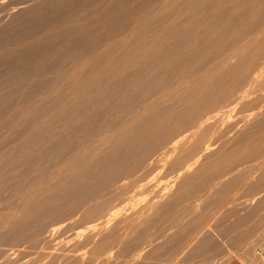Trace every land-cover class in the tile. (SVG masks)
<instances>
[{"label": "rangeland", "instance_id": "374dc122", "mask_svg": "<svg viewBox=\"0 0 264 264\" xmlns=\"http://www.w3.org/2000/svg\"><path fill=\"white\" fill-rule=\"evenodd\" d=\"M37 1H39V0H25V1L24 0H0V34L3 33L5 28H7L8 31L11 30L13 28V26H11L12 24L13 25L15 24L14 27L19 25L18 23L16 25V22H19L21 18L25 19L24 14H25V16L31 17V19L33 16L36 19L38 16L43 15L42 14L43 12H46L44 14V16H46L48 14V11H49L48 8L50 7L49 5H51V2L49 0H40L39 2H37ZM54 1L55 0H52V2H54ZM94 1H91V3H89L88 5H85V6H82V4H81V7L79 8V10L77 9L78 11L77 12L75 11L76 13H73L72 16H70V17H67V18L65 17V19L62 21L63 24L61 21H59L60 23L59 22L54 23V24L58 25L57 27H59V24H60L59 28H57L56 25H54L53 30L48 29V31H46V32L53 31V33L59 32L61 34L60 30L65 31L66 30L65 28H67L69 30L71 27V29H70L71 32L66 30L63 33L65 35L62 34L59 36V37H61L60 39H62V38L64 39L63 40L64 41L63 46L70 48L72 46L71 45L72 39L75 40V38H79V37H75V36H78L80 33H83L84 31H86L88 33V30L89 31L90 30H92V31L98 30L99 31L100 29H102L101 31H103V34L106 31L107 32L111 31L110 29L109 30L106 29V31H104L106 24H104V26L101 24L103 22L107 21V17H109V16L106 15V13L108 12L109 8L111 7V4H113V2H114L113 5H116V2L117 1L119 2L120 0H117V1L116 0H100V1L97 0V2H94ZM127 1L130 4L128 2H126L128 4V6L126 4H124L125 6L122 7V10H124L125 12L126 11L130 12L131 8H132V10L134 9V11H136V12L139 9H141V10L144 9L143 10L144 12L141 10H140L141 11L140 13L137 12V16H138V17H136L137 20H136V18L133 19V23H130V24L139 26L142 23L141 27L143 30H144L143 27H145V26H146L145 29L148 28L149 26L153 27V28H151V27L148 28V29L151 28L150 29L151 32L147 31L148 33L142 34L143 35L141 37L142 39L141 38L139 39V41L141 40L140 42L132 43L131 39H129L130 38L129 35H131V34L128 35V34H126L127 32L124 33V31L123 32L120 31V33L117 32V34H116L117 37L113 34L110 35L109 33L106 32L105 34L108 35V37L112 36L110 41H109L110 45H107V46H111L112 48L107 47L106 45H105V47H102V45L104 44L103 40H105V39L103 38L101 40L100 36L104 37V35H100L99 37L96 35L100 39H97L96 36H95L96 38L95 37L91 38L93 40V41L91 40L93 42V44L94 43L96 44V45L94 44L95 45L94 50H96L94 54H96V52H97L96 55H94V56L92 55V58H91V56L86 55L85 52H84V54L82 53L83 55L81 53L80 54L78 53L76 56L74 55L75 53H73V55H71V58L70 57L67 58L66 62H64L58 70H55L54 68H52L54 70L48 69V71H51L54 74H52L51 72L48 73L47 70L38 71L41 74L37 73V71H35V72L31 71V73L29 74V77H27L28 75L26 76V78H28L29 82L26 81L27 80L26 78H23L22 80H19L18 82H14V81L10 82V81H8L7 77H3L0 79V83L2 84V87L0 88V264H60V263L61 264H263L261 262V259L259 258V256L262 254V252H264V161H263V157H262V156H264V149H263L264 144L262 145V148H258L256 150L257 152H253V150H252L256 146L253 143L250 144L251 146L248 144L243 146L242 145L243 143L241 141V144L239 143V148H238V146H236V144H238L239 140H244L245 138H247L246 139L247 141L255 140V139H257V141L259 139H260L259 141L264 140V127H262V125L264 126V122H263V120H264L263 119L264 118V113H263L264 112V108H263L264 107V91H262V90H264V78H263L264 77V75H263L264 74V70H263L264 65H262L264 63V60H262V59H264V58H262L260 56V55L264 56L263 54H260L261 48L263 47L264 42H263V44H260V46H259V43L262 42V39L264 37V31H262V29H264V2H263L264 0H233V2L235 4L234 3L232 4V0L231 1L230 0H228V1L227 0H154L152 2H151V0H149V1L148 0H142L144 2V4L141 0H139V2H138V0H133L134 1L133 5L131 3L132 0H127ZM145 1H147L146 3L148 5H145L146 4ZM135 2H137L139 4L142 2L140 4L142 6V8H140L141 6H139V4H137ZM33 3L36 5L34 6ZM40 3H41V5H40ZM150 3H154V4L150 5ZM155 4H156V8L154 7ZM30 5L32 8L30 7ZM130 5H131V7H130ZM134 5H136V6L138 5V7H136ZM41 6H43V7H41ZM151 6H153V7H151ZM235 6H236V8H235ZM44 7H45L44 10H46V11L43 10ZM242 7H243V9L246 8L248 10V12L245 11L246 9L244 10L247 14L244 13ZM148 8L152 9L151 12H150V9H148ZM161 8H162V10H161ZM24 9H27V11ZM146 9L151 14H153V13L154 14L153 15L149 14V12ZM223 9H225V10H223ZM41 10L43 12H41ZM102 10H104V12L107 10V12L103 13ZM222 10L224 11V13H222L223 12ZM17 11H20L21 13L20 12L17 13ZM32 11H34V13H32L31 16H30V14H27V12L31 13ZM146 12H148L150 17L152 16V18L148 17L149 15ZM19 13H20V15L21 14L22 15L20 16ZM102 13L104 14V16ZM141 13L143 14L142 16L139 15ZM230 13H232L234 16H236V18H237V16L241 15L242 21H241V18H239V17L237 19L238 21L237 20L234 21V19H232V18H235V17L231 16L232 14H230ZM240 13H243V14H240ZM37 14H38V16H36ZM100 14H102V16L106 18V20L103 19V17L101 19ZM16 15H19V16L16 18L15 17ZM253 15H254V17H253ZM139 16H141L140 19H139ZM228 16L232 17L230 19H232L231 22H233V23L228 22V21H230ZM97 17H99L101 19V21L102 20L103 21L101 22L100 19H98ZM143 17H146L147 19L146 18L143 19ZM160 17H163V18H160ZM18 18H19V21H18ZM26 18H28V17H26ZM90 18H92V19H90ZM148 18H149V20H148ZM14 19H16V20H14ZM140 20H142V21L140 22ZM243 20L246 21L245 24L247 22H249V24H247V29L249 31L246 29L249 33L244 31L245 29L244 30L242 29L244 32L242 30H238V34H239L238 35V34H236V32H237L236 28L237 27L244 28L243 27L244 25H242L244 23ZM21 21H22V19H21ZM98 21H99V23H101L100 25L98 24L99 26H101V28L96 24H92L93 22L98 23ZM150 21H151V24H150ZM226 21H227V23H226ZM139 22H140V24H139ZM148 22L150 25L148 24ZM153 22H154V24H153ZM209 22H211L212 24H210ZM239 22H241L242 24L241 23L239 24ZM255 22H256L257 26L255 25ZM143 23H145V26ZM196 23H198V24H196ZM213 23L216 26L213 25ZM219 23L220 24L226 23V25L224 27L228 26L229 30H227L226 28H225L226 30L224 28H222L223 26L220 25ZM228 23L230 24V26ZM259 23L262 26L261 28H258ZM87 24L96 25V26H89V25L86 26ZM130 24H128V26H130ZM200 24H202V26H204V27H202ZM253 24L255 25V28H254ZM191 25L194 28H192ZM195 25L198 26L199 28L196 27ZM8 26H9V28H8ZM76 26H78V28H76ZM182 26H183V28H185L187 30H184L182 28ZM235 26H236V28H235ZM55 27H56V29H55ZM79 27H80V30H78ZM96 27L99 29H97ZM103 27H104V29H103ZM141 27H138V28H141ZM174 27H176V28L173 29ZM218 27H220V29ZM178 28L181 30H179ZM232 28L236 29V30L234 29L235 32L232 30ZM245 28H246V26H245ZM7 29H5L4 33L7 32ZM83 29H84V31L81 32ZM57 30H59V31H57ZM77 30L80 32H78ZM191 30H193V32H190ZM250 30H252L251 34H250ZM255 30H257V31H255ZM128 31H130V29ZM186 31H189V33L191 35H189ZM215 31L216 32L218 31L219 33L218 32L214 33ZM222 31H224V32H222ZM231 31H233V33L236 34V36L238 35V37H235ZM254 31H255V33H258V34H256V35L253 34ZM69 32H70V34H68ZM73 32L74 33L76 32L75 33L76 35L74 34V36H73ZM111 32L114 33L115 31L112 30ZM196 32H197V34H199V36L201 38L203 36L205 38V40L210 37V39H212V41L210 40L212 43L211 42L209 43L208 42L209 40L202 42L204 38H202V41H201V38L199 39V41H196V39L190 37L192 35L194 36V34H196ZM212 32H213V34H212ZM229 32H230V34L232 33L233 36L230 37ZM242 32L243 33L246 32V33L243 34ZM174 33H175V35H174ZM176 33H180L181 35L183 34L182 37H180L177 34L180 38H183L184 34L185 35L188 34L189 37L193 39V40H191V42H193V43L191 45H189L190 41L188 39V35H186L187 36L186 38L188 40L186 38L185 39L189 43L187 41H185L186 43H184L183 45L181 44V46H180V48H183L184 50L183 49L182 50L176 49V52H173V55H171V52H170L169 54H167L168 56L169 55L170 56L168 57L166 55L167 56V58H166V56H164L165 55L164 53L168 52L170 49L168 47H167L168 48L167 49L165 45L166 44L168 45V43H170V39L173 37V35H174V38L177 37ZM223 33L224 34L226 33L227 35H229V37L226 38V34L224 35ZM44 34L45 33H42L39 31L37 36L40 39H38V38L37 39H38V41L43 39L44 40L43 44H46L47 41L49 40V38H47V34H45V36H43ZM66 34H68V36ZM121 34H124V36ZM125 34L128 36V39L126 38L127 36ZM216 34L217 35L220 34V36H221L220 40L221 41H224V40L227 41L225 44H222L225 47L222 45H219V43H221L219 41L220 36L218 37ZM221 34H223V35H221ZM81 35H83V37L85 36L84 34H81ZM81 35H80V37L83 38ZM118 35H120V36H118ZM252 35H254V36H252ZM262 35H263V37H262ZM212 36H216V37H214V40L218 39V43H217V41L216 42L213 41ZM222 36H224V37H222ZM32 37H35V36L32 35ZM114 37H115V39H114ZM122 37L123 38L125 37V38L122 39ZM155 37H157V38H155ZM195 37L198 40L199 37L197 35ZM250 37L253 40L258 39L257 37H260L259 40L261 39V37H262V39H261V42H258L259 40L258 41L256 40L253 43H250V41H253ZM44 38H47L48 40L44 39ZM174 38L171 39L173 42H171L168 45V46H170L172 44V46H170L171 48L175 45ZM228 38H230V41H232V42L234 41L233 38L234 39L238 38L239 39V40L237 39L238 44H239L238 46H241V44H242V46H244L243 45L244 43H247L246 46L251 45V44L255 45V42H256V44L260 47L259 48L260 50H258L257 45H255L256 48L254 45H253V48H252V46L251 47L248 46L250 49L247 48L246 46L238 47V48H241L242 53L244 51L242 48H244V49L247 48L249 50L248 51L246 49L245 50V51H247L246 53H251L252 50H255V52H257V50L260 51V52H257V55L260 54L258 56L260 60L258 58H256L257 56L253 57L254 60L259 61V62L255 63L253 59H251V60H253V62L255 64L261 63V67L257 70V69H255V66H252L251 74H252V72H254L253 75L255 78L254 77L252 78L253 75H249L251 78H248L247 79L248 81L246 80L245 83L243 81V83L241 85H237V83H235V79H237L236 78L237 76H232L234 78V80L232 78V80L229 81V82H232V84L234 83L232 86H235L236 88L240 89V90L236 89L237 91L242 90V93H244V94H243V98H240V99H243V100H240L239 98H237L241 95L240 92H237L235 89L233 90V88H230L231 83L229 84L228 81H226V84L227 83L229 84V85L228 84L227 85L229 86L230 92L228 90V87H224L225 85L224 86L222 85L223 87L220 86L221 89H219L220 87L213 89L212 86H209L208 89H206L207 91L209 90L208 92H211V93H208L206 91L207 95L208 94L211 95V97H210V99L212 98L211 101H213V97L214 98L216 97L215 102L214 101L213 102L216 103V100L218 102V104H212L211 103L210 105H209V103H206L204 105V107H208L207 104L209 105V108L212 107L211 105H214V108L211 109L214 111L218 105V107L216 108L217 112L215 111L214 113H212L211 116L216 114L215 116H213V117H216V118H214V119H216L215 122L217 120L223 121V122H221V126H223V128L221 127V129H220V127L218 125V128H219V130H218L216 128L217 127V125H216L215 130H214V131H216V132H214L215 134H217V131H218V133H221V134H219L221 137L220 136L217 137L218 134L213 135V136L211 135L212 138L214 136H216L215 138L212 139L211 137H209L210 134H207V135L205 134V132L203 131L204 128H202L203 130L200 129L204 133L203 132L200 133V130H197L196 131L197 135H194L193 138L191 137V138H188V140H186L188 142L190 141L189 144L192 145L193 147L192 146L190 147V145H188V144L185 145L186 144V141H185V143H183V145H180L178 147L179 151L177 150L178 148L176 149L178 152L175 150L176 153H179V155L174 153L175 151L174 152L172 151V153L171 154L169 153L168 156L165 154L166 155L165 161H163L164 159L163 160L161 159V154H162L161 152H164L165 151L164 149L167 148L169 138L166 139V140H168L167 142H166V140H164V142H165L164 144H162L163 141L158 142L161 144H157V142L155 143L154 141H152L153 143H151V144H150V142L147 143L148 144L147 148H149L150 152H148V149L145 147V146H147V144L144 143V144H142V146L141 145L136 146L134 149L135 152L133 150H131L130 151L131 153L130 152L128 153L130 155L127 154L128 155L127 159H126L127 156L125 155L126 152H118L120 154V156L118 154H116V156H115L116 158L121 157V159L124 161V163H123V161H121L122 162V163H120L121 166L116 165L118 167L117 168L118 173H116L117 172V171H115L116 169L114 170L112 168H104L105 169L104 170L102 163L105 161V159H107L109 157L110 152H111L110 150H112L111 146H112V148L117 147L116 145H119V144H115V143L116 142L120 143L121 142L120 139L122 137L124 139H121V140H126L127 137L128 138H134L137 135L136 133H139V132H137V130L139 129L141 131V129H142V128L140 129L139 125H138L139 127L136 125L138 124L140 119L141 120L143 119L144 113H145L144 115H146L147 118L150 116L152 118L156 117L157 114L159 117V116H162L163 114H166L165 110H166V112L170 111L173 108H176L177 105H179V102L177 100L178 98L173 97L174 95H176L178 93V89L180 88V87L176 88L178 86V83L182 85V87L179 89L180 91L182 88L190 90L189 86L192 87L193 89L194 88L196 89V86H198L200 83L199 82L200 73H203V70L205 71L206 69L214 68L215 67L214 65H216L215 61H216V63L218 61H220L221 62L220 64H222V67H223L221 69V71L218 70L219 72L218 71L216 72V75H218V76H224V74H226L225 71L228 70L227 67L230 66L232 68L234 66V64L237 62L236 60L240 57V55L242 53H241V51L239 52V49H238V51L236 50L237 47H235V46H237V45H235V44L237 41L235 40L234 43H232V42L230 43V42H228L229 40H227ZM231 38H232V40H231ZM35 39H33V38L31 39V36H30V39H29L30 41H28V42H32V40H35ZM94 39H95V41H94ZM177 39H178V37H177ZM241 39L242 40L244 39L245 41L246 40H249V41H246V42L240 41ZM96 40H97V42H96ZM100 40L103 42H101ZM175 40H176V38H175ZM12 41L10 42L8 40V41L3 42L1 46L4 48H2V49L0 46V61H2L1 59L4 60L7 57H9V54H11V52H10L11 49H13V50L15 49L14 47H16L15 45L17 43L14 44ZM41 41L39 43H41ZM49 41L51 42V40H49ZM107 41H108V39H107ZM129 41H131V42L128 43ZM239 41L244 42V43H240ZM176 42H177V40H176ZM206 42L208 44H206ZM6 43H7V45H9L11 43H13L14 45L12 44V47H10L11 45L7 46V45H5ZM36 43H38V42H36ZM178 44L179 43H177V45ZM197 44H199V46ZM209 44H210V46H209ZM213 44L214 45L218 44L219 46L216 47ZM232 44H234L235 46ZM3 45H5V46H3ZM98 45L101 47H97ZM117 45H118V47H117ZM120 45H122L123 48H122V46L120 47ZM211 45H212V47H211ZM196 46H197V48H196L195 53H196L197 57L199 58V60H196L197 57L194 56L195 53L193 52L195 50L193 48H195ZM208 46H209V48H207ZM221 46L224 49L223 48L221 49ZM233 46L235 47L234 51H233V48H231ZM159 47H161V48H159ZM213 47H215L216 52H214ZM219 47L222 51L221 52L219 50L221 52V54H219L220 52L217 51L218 49H216ZM98 48H100V51L98 50ZM102 48H105V50H109V51L103 52V53L108 52L106 54V56L104 54L105 57L103 56V53H99V52H101ZM122 49H124V50L122 51ZM164 49H165V52L163 51ZM189 49H192L191 52H192L193 56H192V58L189 57V59H188L189 62H188L187 59H185L186 57L184 56V54L186 52L188 53ZM197 49H200V50H198L199 52H197ZM229 49L230 50L232 49L231 53L228 51ZM210 50L215 55L214 57L219 55V57L221 58V56H222V57H224L225 61L222 62L223 59L222 58L220 59L219 57H216L219 59L218 61L216 60V58L214 61L213 60L214 57L212 56L213 54H210V52H209ZM224 50H226L225 52L228 54H232L233 52L236 53V51H237V55H233V54H232L233 56L230 55V57L232 56L233 59L230 60V58H229V60H228L227 58L229 57V55L226 54L224 52ZM7 51L10 53H8ZM160 51L161 52L163 51V53L159 54L158 52H160ZM200 51L204 53V55L206 56V57L204 56L205 58L202 57L203 54L199 55ZM263 51H264V49H263ZM156 52H157V54H156ZM191 52L189 51V53H191ZM223 52H224V54L222 55ZM5 53L7 54V57L5 56ZM261 53H264V52H261ZM124 54H126V55H124ZM154 54L157 58L162 57V60L159 58L158 59L160 62L162 61L165 65L162 62H161L162 64L159 63L158 60L153 61V59H157L155 56H153ZM175 54L177 56H175ZM3 55L5 56V58H3L4 57ZM78 55H80V57H78ZM81 55H82V57L85 55V58L87 57V59H89L90 62L87 59H82ZM98 55L102 56L103 58H100V56L97 57ZM151 55H152V57H151ZM185 55H187V54H185ZM72 56H74V62H73L75 64L74 66L72 65L73 64L72 63V61H73ZM208 56H210V57H208ZM225 56L227 58H225ZM235 56H236V58H234ZM75 57H78L77 59H78L79 63L77 62V64L75 63L76 62ZM93 57L98 58V59H102V60L99 61L97 59L98 60L97 61V60L93 59ZM153 57H155V58H153ZM175 57H177V58L175 59ZM211 57H213V58L211 59ZM105 58H106V60H105ZM182 58H184V59H182ZM92 59L94 61L91 62ZM179 59H181L180 62H179ZM192 59L195 60L194 63H193ZM207 59L208 60L210 59L212 61L207 62ZM80 60H81V62L83 61L82 64H80L81 63ZM103 60H105L106 62L105 61L103 62ZM182 60H185V63ZM84 61L92 63V64H94V66H92V64L90 65L89 63H88L89 66L87 63H85L86 65H84L83 64ZM141 61H142V63H141ZM145 61H146V63H145ZM169 61L170 62L172 61L174 63L173 64L171 62L173 64V66H171L172 64L171 65L168 64ZM203 61H204V64H203ZM213 61H214V64H212V65L214 67L211 66V63ZM93 62H95V63H93ZM101 62H103L105 64L101 65ZM149 62L152 66L149 64ZM205 62L209 63V66L211 68L209 66H208L209 68L208 67L204 68V66L208 65V64L205 65ZM118 63H120V64H118ZM177 63H179V67L176 68V66H178ZM180 63H182V67H181ZM188 63H191L190 64L191 69H188V67H189ZM78 64L84 65V66L82 67ZM97 64H98V68H97ZM139 64H140V66H139ZM145 64H146V67H145L146 69H143ZM193 64H197V65L194 66ZM201 64L204 66H202ZM163 65L167 69L166 70L164 68L165 69L164 73L167 76V80L165 78L166 76L163 75L164 74L163 72H162V75L159 73L163 69V67H164ZM174 65H176L175 68H174ZM77 66H80V68ZM95 66H96L97 72H98V76H97L98 79L96 78L94 80H89V78H90L89 76L92 75L94 73L93 71L96 70V69L93 70V68H95ZM106 66H107V68H106ZM113 66L115 67V69ZM169 66L172 68H170ZM196 66H198V67H196ZM69 67H71V68H69ZM81 67H82V69H81ZM183 67L187 68V69L185 68L186 70H184L186 73H188L187 70L192 71V69H193V71H192L193 73L190 72V73H188V75L186 73H183V69H184ZM84 68L87 72L84 70ZM101 68H102V70H101ZM158 68H162V69H158ZM195 68H196V71H195ZM197 68H198V70H197ZM178 69L179 70L181 69L182 71L181 70L180 71L182 73H180V71H178ZM82 70H84V71H82ZM90 70H93V71H90ZM168 70H170V71H168ZM223 70H225V71H223ZM88 71H89V73H88ZM32 72H33V74H32ZM255 72H256V76H255ZM259 72H261L260 75H263V77L259 75ZM35 73L37 75L39 74L37 78H39L40 75L43 76V74H44L43 78L47 79L46 76H48V77L52 76L50 78H51V80H53V75H54L56 79L53 81V83H51V81H50V84L47 85L46 87H44L43 89L40 88L41 90H35L31 94L25 96V95H23L24 94L23 92L30 90L29 87L37 79V78H35L36 76H34ZM90 73H92V74H90ZM140 73H142L143 75H141ZM175 73L177 74V78L178 79L180 78V80H181L180 81V80L176 79L177 84L175 83L176 80L174 79ZM145 74L146 75L154 74L153 78H155V76L157 78L158 75L160 74L161 77L165 76L164 77L165 79L159 77L161 79V80L159 79L161 82L160 81L158 82V80H157L158 78H157L155 81L156 83H155L153 78H152L151 80H153V83L151 84L150 83L151 81L146 82L145 80L147 78H148L147 80H150L149 78H151L152 75L147 76V78L145 76V78H144ZM182 74H184V76ZM190 74L194 77L195 81L196 80L198 81L197 83H194V79H193V81H191V79L193 77L191 78L189 76ZM133 75H135L136 77ZM258 75H259V77H258ZM30 76H34V77H30ZM99 76H101V77L99 78ZM131 76H133L134 79ZM186 76H187V80H186ZM182 77H185V79L183 78V80H182ZM196 77H198V78H196ZM4 78H6V79H4ZM29 78L32 79L31 82H30L31 79H29ZM86 78H87V80H85ZM92 78H93V76H92ZM130 78H132L133 81H131ZM135 78L137 79V83L135 81L137 86L135 84H133ZM229 78L231 79V77H229ZM256 78L258 81V82L256 81L258 86L254 82ZM24 79H26V80H24ZM33 79H35V80H33ZM188 79H190V80H188ZM252 80L256 86H254L251 83ZM143 81H145L146 84L148 83V85H146V84L142 85V83H144ZM183 81H185L187 84L185 82L182 84ZM167 82H171L170 85H171V87L173 85L174 90L171 87H169V83L167 84ZM27 83L30 86H28ZM118 83H119V85H122L125 88L127 86L128 89L127 88L126 89L128 90V92L131 89V91H130L132 94V95H130L131 97L129 96L130 92L128 94L126 89L123 88L124 89L123 90L124 92H123L122 89H120V86H117L118 88H116V85ZM126 83H128V85H130V86H128ZM163 83H164V85H163ZM248 83L249 84L251 83L253 85L252 88L258 87L257 88L258 90L256 88L255 89L250 88L251 86L248 85ZM261 83H262V85H260ZM1 84H0V86H1ZM82 84H83V86H82ZM89 84H90V86H89ZM184 84L189 85V86H186L184 88L183 87V86H185ZM141 85L143 88L141 87ZM181 85H179V86H181ZM162 86H163V88H162ZM60 87H61V89H60ZM45 88H46V90H45ZM133 88H134V90H133ZM167 88H169V89L171 88L173 90V92H172L173 98L171 97V92H168L169 90ZM192 88H191V90H193ZM1 89H3V90L1 91ZM217 89H219L221 91H219ZM222 89H224V90H222ZM250 89H252V90H250ZM73 90H74V92H73ZM136 90H138V92ZM215 90H217V92L218 93L220 92L221 94L220 93L218 94L217 92H215ZM254 90H256L257 92L255 93ZM12 91L15 93L13 96H12L13 93H11L10 94L12 96L11 97L8 94V92H12ZM53 91H54V95H53ZM222 91H223V93H222ZM225 91L229 96H226V93H224ZM56 92L59 94L56 95L55 94ZM124 93H126V95ZM237 93H238V95H237ZM78 94H79V96H78ZM122 94L125 95V96H123L124 98L125 97L131 98L130 101L127 98L126 107L128 105H131V106H128L127 108L125 106L124 107L122 106V105H125V103H126L125 102L126 98L124 100L123 99L121 100ZM231 94H234V96L236 94L237 97H233V95L230 97ZM252 94L255 97H257V95L261 96L262 97L261 98L262 100L260 99L261 102H260V100H258V102H259L258 103L256 101V99L253 101V98H252L253 95ZM5 95H7L8 98ZM55 95L57 97H55ZM59 95H60V97L58 98ZM73 95H76V96H73ZM167 95H168V97H166ZM248 95L252 99L248 98L247 97ZM72 96L75 98H73ZM217 97H219L220 100L217 99ZM56 98L58 101H56ZM174 98H176V99H174ZM232 98H234V99H232ZM221 99H222V102L224 100L225 103H221ZM229 99H232V100H229ZM238 99L240 100V102ZM246 99L248 100V102L252 100L254 102V106H256L257 108L262 107V109L258 108L259 110L263 111L262 114L260 113L261 111H259L257 108H254L252 101L249 102V104L247 105L248 102L246 101ZM17 100H18V103H16ZM233 100H234V102H233ZM123 101L125 103H123ZM199 101L200 100L196 101L197 103L194 102V103H196V105H194L193 103H191V104L189 103L190 105L186 104V103H180V104H182V105L185 104V106H186L185 109H187V111H193L192 107L196 106V107H194V111H196L195 109L198 107V105H199V107L201 105V104H199L200 102L202 104L205 103L204 101H200V102ZM236 101H238L239 104L235 103ZM244 101H246V104L243 103ZM74 102H75V104H74ZM81 102H82V104H81ZM88 102H89V104H88ZM226 102H227V104H226ZM228 102H229V104H228ZM48 104H50V106ZM155 104L157 107L154 106V108H153L151 105H155ZM159 104H160V106H159ZM223 104L227 106V107L225 106L227 109L229 106L228 111L226 108H224V109H226V111H224V109L222 108V107H224ZM250 104H252V105L250 106ZM258 104H260V106H258ZM34 105H35V107H34ZM165 105L168 106L169 108L172 105L173 108L169 109ZM192 105H194V106H192ZM90 106H91V108H90ZM132 106H134V108ZM137 106H141V107L138 108ZM190 106H191V108H189ZM50 107L51 108L53 107V108L50 109ZM118 107L119 108L121 107L122 109L121 108L118 109ZM131 107H132V109H135V107H136L137 111H139V109L142 107L143 108L147 107L146 108L147 110L144 109V112L140 110L143 113V114L142 113L140 114V111L135 112V110H136L135 109L134 111L132 110V114H131ZM159 107H162V110ZM164 107H166V109ZM88 108H90L91 111ZM155 108L156 109L159 108L160 110L158 111V109H157L158 113L156 112L157 114L155 113V115H153L152 112H155L154 111ZM163 108L165 110H163ZM209 108L207 110L204 108V110H206L205 111L206 116L209 115V113L211 114V112H212L211 110H209ZM218 108H219V110H221L220 111L221 115L219 114L220 118L217 115L218 114ZM246 108L250 111H248ZM86 109L90 112V115L93 114L91 116H92V119L94 117L95 121L97 120L96 118H98V117L100 119H98L97 122L102 119L100 123L98 122L100 125H98V123H92L91 122L90 126H89L88 122L91 119L90 118L91 116L89 115V112ZM150 109H152V110H150ZM50 110H51V112H50ZM127 110L130 111V114L132 116L129 115V113H128L129 111H127ZM222 110L224 112H222ZM93 111H95V112H93ZM145 111L149 112L148 113L149 116H148L147 112H145ZM160 111H164V113L160 112ZM256 111H259V112H257L258 114L256 113ZM66 112H67V114H66ZM81 112H82V114H81ZM133 112L135 113L134 115H133ZM31 113H33V114H31ZM137 113H139L141 116L138 114V117H137ZM85 115H88V116L86 117ZM100 115H102V118ZM217 116L220 120L217 118ZM221 116L222 117L224 116V117L221 119ZM131 117L133 120L135 119L136 121L139 117H140V119H138V121L136 122L137 124H135V122H134V125H133L132 124L133 121H131ZM85 119H86V121H85ZM190 121H192V122L191 123L188 122V123H190L191 126L195 125L194 120L191 119ZM213 121L214 120H212V122H210V124L213 123ZM218 121H217V124L220 123V122L218 123ZM262 122H263V124H261ZM101 123H106V124H104L105 126H103L104 128L103 127L101 128V126L103 125V124L101 125ZM192 123H193V125H192ZM86 124L88 126H86ZM93 124H95V125L97 124L98 127H97V125L95 127ZM124 124H125V126H126V124L127 125L130 124L131 128L137 127V128H135L136 131L134 132V130H135L134 128L132 131V129H130V127L129 128H128V126L125 127ZM190 124L189 125L186 124L187 126L185 125L183 127L184 130H182V129L176 130L175 134L176 135L181 134V133L188 134V133L193 132V130L197 129L195 126H193L192 128H194V127L195 128L191 129V130L189 129V131H188V128H191ZM82 125L84 128L82 127ZM225 125L227 127H225ZM79 126L81 129L80 128L77 129V127H79ZM92 127L97 128L98 129V130L96 129L97 132L96 131L92 132L95 130V129L93 130ZM206 127H205V129H206ZM224 127L226 129L228 128V130H226ZM126 128H128V129H126ZM186 128H187V130L185 131ZM259 128H260V130H259ZM125 129L127 130L126 132L124 131ZM72 130H74V131H72ZM81 130H82V132H80ZM120 130L122 132H125L126 134L122 133ZM129 130H131V131H129ZM180 130H181V132H180ZM225 130L227 132H225L226 135L223 134L224 135L223 136L222 133H224L223 131H225ZM229 130L232 132H230ZM233 130H234V132H233ZM114 131H115V133H114ZM119 131H120V134L122 133L123 135L121 134V136H120L118 133ZM128 131L131 132L132 136L130 133L127 134ZM239 132H241V133H239ZM89 133L90 134L91 133L92 134L98 133V134L95 135V136H97V137H95L94 134L92 136V134L90 135ZM202 133L206 135V136L204 135L206 137V139H204L205 137L203 138ZM214 133L211 132V134H214ZM255 133H257V134L259 133V134L256 135ZM81 134H82V136H81ZM109 134H110V136H109ZM112 134L115 136L118 135L117 138H115V136H113ZM175 134L173 132L172 135H175ZM194 134H196L195 131H194ZM243 135L245 137L244 139L242 138ZM253 135L256 138L252 139ZM111 136L113 138H115V140H116L114 143L115 145L113 144V142L110 139ZM119 136L121 138H119V140H118ZM207 136L210 138V139H208L209 141H207V138H208ZM250 136H251V138H250ZM32 137H34V138H32ZM101 137H104L103 140ZM194 137H196V138H194ZM200 137H202L205 140V142ZM229 137L233 138L232 142L237 141V143L235 144V143L229 142ZM239 137H241V138H239ZM62 138H64V139H62ZM198 138L200 140H202L203 142L198 140ZM236 138H238V139H236ZM91 139L93 140V142L91 141ZM105 139H106V141H105ZM107 139H108V141L110 139L111 142H108ZM194 139H196L197 141ZM246 140H244L243 142L246 143L247 142ZM113 141H114V139H113ZM191 141L195 144H196V142L199 143L198 145H200V147L198 148V145H196V147H194L195 144H192ZM206 141H207V143H206ZM223 141H225V142L227 141V142L222 143ZM97 142H99V143L101 142V144H99V143L95 144ZM228 142H229V146H228ZM92 143L94 146L91 147ZM102 143L105 144L106 146L104 145V147H103ZM200 143L201 144L204 143V145L202 144V146L204 148L205 147L206 148L205 149L201 148ZM221 143L223 146L221 145ZM156 144L158 145V147ZM207 144L210 146H208ZM225 144H227V145H225ZM98 145H101V147H99ZM161 145H163V146H161ZM220 145L222 147H220ZM253 145H254V147H252ZM96 146H98L99 148H97ZM139 146H141V148ZM153 146L155 148L152 149L151 147H153ZM109 147H110V149H109ZM156 147H157V149H156ZM242 147H243V149H242ZM257 147H259V146H257ZM193 148H195V150H196V148H198L199 152L198 151L195 152V150L190 151ZM200 148L202 149V151L204 150V152L206 151L207 153L201 152ZM219 148H221V149H219ZM139 149H140V151H139ZM186 151H187V154H186ZM230 151L231 152L233 151V152L231 153ZM84 152H86L87 154L89 153L88 155L91 158L89 156H86L87 154L85 155L86 157L84 156L85 158H82L83 155L85 154ZM136 152H138V155H137L138 157L140 155L139 158L136 156V154H137ZM190 152H191V154H190ZM193 152H194V155H198V156H194V155L190 156V155H192ZM200 152H201V154H200ZM219 152H221V154L225 152V155H227V156L229 155V152L231 154H230V156L227 157V156H224V154L223 155L219 154ZM91 153H92V155H91ZM104 153H105V155H104ZM107 153H109V155ZM141 153H144V154L147 153L144 155L145 157L143 159H142L143 154L141 155ZM149 153H150V156L146 157L147 155H149ZM215 153H218L220 156H222V158L218 154H216V155L219 157L212 156V155H215ZM253 153H256V154H254V158H253ZM121 154L123 156L125 155L126 157L123 158V156H121ZM155 154H156V156H155ZM173 154L176 155L175 156L176 159L173 158L174 157ZM243 154L246 155L247 158ZM251 154H252V156H251ZM81 155H82V157H81ZM157 155H158V157H157ZM129 156H131L132 158ZM177 156H179L182 159V163H179L181 161V159L179 157L177 158ZM235 156L238 159L234 161L235 158H233V160H232V157H235ZM243 156L246 159H244ZM191 157L192 158L196 157V158L192 159ZM240 157H242V158H240ZM93 158L97 159L96 161H98L97 163L100 165L99 166L100 169H103L104 171L98 169L99 168L97 166L98 164L95 163L96 161ZM168 158H169V160H168ZM170 158H172V159H170ZM184 158H186V159H184ZM198 158H199V160H198ZM204 158H206V159L208 158L207 160H208L209 164L207 162H203ZM239 158L244 159L245 162H244V160H240ZM77 159H79V160H77ZM81 159H83V160H81ZM121 159H118V160H121ZM128 159H129V162H127ZM130 159H131V161H130ZM138 159L141 163H138L139 162V161H137ZM155 159H156V161H155ZM159 159H161L160 162L154 166V164L156 162H158ZM173 159L176 161L178 160V162L177 163H176V161L174 162ZM219 159H223V160L220 161ZM228 159L230 160V163H226V162H229ZM75 160H76V162H75ZM186 160H188V161H186ZM195 160H197V162ZM207 160H205V161H207ZM72 161L76 164L72 163ZM79 161H80V163H82V165L79 164ZM132 161L133 162L135 161L134 165H133ZM150 161H152V162H150ZM211 161L213 162L214 165H215V163L217 164V162H218V164H217L218 166L217 165L214 166L213 164L211 165ZM223 161H225V162H223ZM240 161H242L243 163L242 162L240 163ZM259 161L262 163H260ZM85 162H87V163H85ZM88 162L90 163L89 165H91V164H93V165L89 166ZM99 162H102V163H99ZM200 162L202 165L200 164ZM83 163H85V166H83L84 165ZM106 163L107 162H105V164L104 163L103 164L108 166V163H111V162H108L107 164ZM149 163H151V165ZM175 163L177 164V166L179 164H181V165H179L178 167L177 166L175 167L174 166ZM205 163H206V165L207 164L208 165L206 166ZM9 164H11V165H9ZM64 164L67 166H64ZM68 164L69 165L74 164L72 166L74 168L75 167L77 168V166H83L84 168L82 169V167H80V168L78 167L79 171L77 172L78 168L73 170L71 165L69 166ZM129 164H131V165H129ZM191 164L194 166L192 167ZM199 164L204 167V170H203L204 172L202 171L204 174H200L202 167L200 168ZM94 165H96L95 166L96 169H95ZM124 165L126 166L125 168H123ZM209 165H211V168ZM68 166L71 168L69 169ZM135 166H138V167H135ZM183 166H184V168H183ZM212 166H213V168H212ZM127 167H129V168L127 169ZM130 167L133 170H130L131 169ZM191 167H192V169H191ZM197 167H199V168H197ZM89 168L91 170H86ZM122 168L124 169L123 171H122ZM177 168H179V169L183 168V170L180 171ZM175 169H177V170H175ZM197 169H198V171H197ZM80 170L82 171L83 174H85V177L88 176V178L84 177V179H81V178H83V176H82L83 174L80 172ZM138 170H139V172H138ZM186 170H189V172ZM110 171L112 172L111 173L112 175H110ZM121 171H122V173H121ZM135 171H136V173H134ZM177 171H180V172H177ZM205 171H208V172L206 173ZM76 172H77V174H76ZM114 172L117 175L114 174ZM124 172H126V173L124 174ZM182 172H183V176H181ZM192 172H193V174H191ZM194 172H195V174H194ZM119 173H120V175H119ZM94 174H96L97 176L100 174L98 177L96 176L97 177L96 179L101 182L100 186L98 184L99 182L97 180H95V177H93ZM136 174H139L140 176H138ZM142 174H143V176H142ZM78 175H79V178H78ZM102 175H104V176H102ZM107 175H108V178H107ZM202 175H204V176L202 177ZM75 177L78 178L79 184L76 183L77 179ZM103 177H105L106 179ZM139 177H141V178H139ZM178 177L181 179H179ZM187 177H189V178L187 179ZM71 178L76 179V180L73 179L74 183H76V184H75V188H74L75 190H73L71 193L72 196L69 195L70 194L69 192L71 190H69V188H68V186H70L71 187L70 189H72V187L74 186V183H73V185L71 183V180H72ZM85 179L88 182L90 181L91 185H89L90 183L89 184L86 183ZM101 179H102V181H101ZM103 179H104V182H103ZM68 180H70V181L68 182ZM83 180H85L84 186L82 185L84 183ZM106 180H107V182H105ZM179 180H181V181H179ZM96 181H97V183H96ZM92 182H93V184H92ZM64 183L67 184V186L66 185L64 186ZM69 183L71 185H68ZM80 183H82V184H80ZM62 184H63V186H62ZM77 184L80 185L81 187H79ZM121 184H122V186H121ZM179 184H181V185H179ZM76 185L78 186V188H81V189H77ZM85 185H87V187H85ZM61 186L63 187V189ZM82 186L87 191V192H85V194L83 193L84 192L83 190H85V189H82ZM66 187L68 188V190L66 189ZM89 187H91L92 190L94 188L95 191L93 190L94 191L93 192L92 190H90ZM95 187L99 191L96 190ZM64 188L69 192H67ZM87 188L90 191H88ZM76 190L81 191V193L79 191H76ZM57 191H58V193L59 192L62 193L63 191H65V192H63L62 194L59 193V195H57L58 194ZM74 191L76 193H79V194L74 193ZM88 192L90 194H88ZM75 194H76V196H75ZM81 194L84 195V197ZM92 194H94V195H92ZM95 194H96V196H95ZM80 195L83 198L80 197ZM90 195L93 196V199L97 200V202L95 200H91L90 197H88V199H87V196H90ZM120 195H121V198H120ZM52 197L54 200L52 199ZM105 197H107L108 200H107V198L105 199ZM59 198L61 199V201L59 200ZM85 198L87 199L86 201H85ZM80 199H83L84 202H83V200H80ZM99 199H102V200L100 201ZM37 200L41 203L37 202ZM44 200H45V204L43 205ZM49 200H52L51 202L54 201V203L51 204V202ZM79 200H80V202H79ZM89 200L93 203V205L94 204H96V205L93 206L92 204H90L91 202ZM98 200L100 201V203L98 202ZM109 200H111V202ZM73 201H75V202H73ZM87 201H88V203L90 202L89 203L90 205L87 203ZM35 202H37L38 204H36ZM46 202H48V203H46ZM94 202H96V203H94ZM102 202H104V205ZM76 203H77V205H76ZM39 204H41V205H39ZM86 204H88V207ZM108 204H109V206H108ZM45 205L47 207H45ZM73 205L74 206L76 205V207H74ZM41 206H43V207H41ZM91 206L94 208H92ZM111 206H113V207L110 209ZM95 207H100V208L96 211ZM88 208L91 212L88 210ZM52 209H53V211H52ZM92 210H93V212H92ZM105 213H107V214H105ZM11 214H12V216H11ZM108 214H109V216H108ZM84 215L85 216L87 215V216L85 217ZM102 216H103V218H102ZM34 217L36 218V220ZM97 217L98 218L100 217L99 220ZM12 218H13V220H12ZM104 218L107 220L106 221L102 220ZM28 219L30 222L28 221ZM88 219L90 220V221H88L90 223H86ZM100 219L102 220V222ZM98 221L101 223H99ZM104 221L106 224L105 223L103 224ZM81 222H82V224H81ZM100 224H102V225L99 226ZM17 225H19V226H17ZM21 225H23L24 227H22ZM95 225L98 226V228L100 227L101 230L93 229L92 227L97 228V227H95ZM91 229L94 231H92ZM93 236H95V237H93ZM102 239H103L104 243H103V241L101 242ZM108 240H109V243H108ZM111 241H113V242H111ZM98 242H101V244L102 243L104 244L103 245V247H104L103 252L101 251L103 247ZM106 243H108V244H106ZM105 244L107 245L106 247H105ZM35 245H36V247H35ZM100 245H101V249H100ZM49 252L51 253V255ZM48 257H49V259H48ZM51 260L53 262H51Z\"/></svg>", "mask_w": 264, "mask_h": 264}, {"label": "bare ground", "instance_id": "6f19581e", "mask_svg": "<svg viewBox=\"0 0 264 264\" xmlns=\"http://www.w3.org/2000/svg\"><path fill=\"white\" fill-rule=\"evenodd\" d=\"M24 1H25V0H24ZM39 1H40V0H39ZM39 1H37V2H39ZM49 1L51 2V5H49V6H50V7L48 8L49 11H48V14H47L46 16H44V14H45L46 12H43L42 10H41V12H43V13H42L43 15L38 16V14H37L36 16H38V17H37L36 19H35V17H34L33 15H32V16H33L32 19H31V17H29V16H25V14L23 13V14H24V17H25L26 20L23 19V18H21L22 21H21V19H20V21H21V22H20V21H19V18H18V21H19V22H16V25H17V23H18L19 25H17V26L14 27L15 24H14V25L12 24L11 26H13V28H12L11 30L8 31V29L5 28V29H7V32L4 33V31H5V29H4L3 33L0 34V46L2 45L3 42L8 41V40H9L10 42L13 40L12 42H13L14 44L17 43V44L15 45L16 47H14L15 49H14V50L11 49V51H10L11 54H9V57H7V54H6V53L8 52V51H7V52L5 53V56H6L7 58L4 59V60L1 59L2 61H0V79L3 78V77H7L8 81H10V82H11V81L18 82L19 80H22L23 78H26L27 75H28L27 77H29V74L31 73V71H34V72L37 71V73H40V72H38V71H45V70L48 71V69H52V68H54L55 70H58V69L62 66V64H63L64 62H66V59H67V58H69V57L71 58V55H73V53H75L74 55L76 56L78 53H79V54H80V53H81V54H82V53L84 54V52H85L86 55L91 56V58H92V55L94 56V55L97 54V52H96V54H94L95 51H96V50H94L96 44H95V43H94L95 45L93 44V42H92L93 40L91 39L92 37H95L96 35H97L98 37H99L100 35H104V37H103V36H100V37H101V40H102L103 38L105 39V40H103V41H104V44H103L104 46L102 45V47H105V45H106V46H107V45H110V42H109V41H110V39H111L112 36L108 37V35L105 34V33L107 32L106 29H108V30L110 29L111 31H112V30L115 31L116 33H115V32L112 33L111 31H108V32H107V33H109L110 35L113 34V35H115V36H116L117 32H119V33H120V31H122V32L124 31V33L127 32L126 34H128V35L131 34V35H129V37H130L129 39H131L132 43H137V42H140V41H141V40L139 41V39L143 36L142 34H144V33H148L147 31H150V29L153 28V27L149 26V25L151 24V21H150V24H149V22H148V24H149L148 26L151 27L150 29H148L149 27L145 29L146 26H145V23H143L144 26H145V27H143L144 30H143L142 27H141V24H142V23L140 24V22H141L142 20H140V22H139L140 25H139V26L130 24V23H133V19H135L136 17H138V16H137V12L140 13V12L143 11L144 9H143V10H141V9L138 10V9H137L138 11L136 12V11H134V9L132 10V8H131V9H130V12H129V11H126V12H125L124 10H122V7L125 6L124 4H126V5L128 6V4L126 3V2H128V1H127V0H120V1L118 2V1L116 0V1H117V2H116V5H113V4H114V2H113V4H111V7L109 8L108 12H107V10L105 11V12H107L106 15L109 16V17L106 16V17H107V21H105L106 18L103 17V16H104L103 13H105V12H104V10H102V11H103V13H102L103 16H102V14H100V15H101V19H102V17H103V19H105V20H104L105 22H103L102 24L99 23V21H98V23H94V22L92 23V24H96V25H98V24L100 25V24H101V25H103V26H104V24H106V25H105V30H104V31H106V32H104V34H103V31H101L102 29H100L99 31H98V30H94V31H92V30L89 31V30H88V33H87L86 31H84V29H83V30L81 31V32L84 31L83 33H80V34L78 33L79 35H78V36H75V37H79V38H75V40L72 39V44H71L72 46H71L70 48H69V47H65V46H63V42H64L63 40H64V39H63V38L60 39L61 37H59V36L62 35L66 30H68L67 28H65V29H66L65 31L60 30V31H61V34H60L59 32H56V33L54 32V33H53V31H51V32H52V33H51V32H46V31H48V29H50V30L52 29V30H53V28H54L53 26H54V25H56V27L58 26L57 24H54V23H57V22H59V21L62 22V21L65 19V17H66V18H67V17H70V16H72L73 13H76V12L79 10V8L81 7V4H82V6H85V5H88L89 3H91V1H94V0H55L54 2H52V0H49ZM99 1H100V0H99ZM141 1H142V0H141ZM148 1H149V0H148ZM152 1H154V0H151V2H152ZM227 1H228V0H227ZM230 1H231V0H230ZM37 2H36V3H37ZM44 2H45V1H44ZM44 2H43V3H44ZM47 2H48V1H47ZM94 2H97V0H95ZM94 2H93V3H94ZM130 2H131V1H130ZM138 2H139V0H138ZM142 2H143V1H142ZM142 2H141V3H142ZM146 2H147V1H145V3H146ZM263 2H264V1H263ZM13 3H14V2H13ZM41 3H42V2H41ZM41 3H40V5H41ZM128 3H129V2H128ZM131 3H132V5H133V4H134V1L132 0ZM135 3H137V2H135ZM141 3H140V4H141ZM159 3H160V2H159ZM228 3H229V2H228ZM230 3H231V2H230ZM233 3H234V2H233V0H232V4H233ZM257 3H258V2H257ZM10 4H11V3H10ZM18 4H19V3H18ZM18 4H17V5H18ZM21 4H22V3H21ZM33 4H34V3H33ZM33 4H32V5H33ZM38 4H39V3H38ZM38 4H37V5H38ZM129 4H130V3H129ZM137 4H139V3H137ZM140 4H139V6H141ZM143 4H144V2H143ZM151 4H154V3H150V5H151ZM214 4H215V3H214ZM216 4H217V3H216ZM234 4H235V3H234ZM35 5H36V4H34V6H35ZM109 5H110V4H109ZM145 5H148V4L146 3ZM150 5H149V6H150ZM171 5H172V4H171ZM182 5H183V4H182ZM7 6H8V5H7ZM11 6H12V5H11ZM47 6H48V5H47ZM47 6H46V7H47ZM134 6H136V5H134ZM165 6H166V5H165ZM196 6H197V5H196ZM212 6H213V5H212ZM229 6H230V5H229ZM231 6H232V5H231ZM241 6H242V5H241ZM28 7H29V6H28ZM30 7H31V5H30ZM30 7H29V8H30ZM36 7H37V6H36ZM39 7H40V6H39ZM39 7H38V8H39ZM41 7H43V6H41ZM96 7H97V6H96ZM130 7H131V5H130ZM136 7H138V5H137ZM151 7H153V6H151ZM154 7L156 8V4L154 5ZM232 7H233V6H232ZM262 7H263V6H262ZM9 8H10V7H9ZM14 8H15V7H14ZM29 8H28V9H29ZM31 8H32V7H31ZM38 8H37V9H38ZM87 8H88V7H87ZM104 8H105V7H104ZM104 8H103V9H104ZM106 8H107V7H106ZM140 8H142V6H141ZM212 8H213V7H212ZM235 8H236V6H235ZM259 8H260V7H259ZM33 9H34V8H33ZM35 9H36V8H35ZM44 9H45V7L43 8V10H44ZM77 9H78V10H77ZM135 9H136V8H135ZM148 9H150V8H148ZM216 9H217V8H216ZM225 9H226V8H225ZM225 9H223V10H225ZM242 9H243V7H242ZM245 9H246V8H244L243 11H244ZM24 10L27 11V9H24ZM131 10H132V11H131ZM140 10H141V11H140ZM146 10H147V9H146ZM151 10H152V9H150V12H151ZM161 10H162V8H161ZM183 10H184V9H183ZM223 10H222V11H223ZM238 10H239V9H238ZM21 11H22V10H21ZM26 11H25V12H26ZM28 11H29V10H28ZM34 11H35V10H34ZM34 11H32L31 13H28V12H27V14H30V16H31V14L34 13ZM44 11H46V10H44ZM75 11H76V12H75ZM147 11H148V10H147ZM154 11H155V10H154ZM209 11H210V10H209ZM214 11H215V10H214ZM243 11H242V12H243ZM245 11L248 12L247 9H246ZM245 11H244V13H246ZM18 12H20V11H17V13H18ZM22 12H23V11H22ZM35 12H36V11H35ZM143 12H144V11H143ZM148 12H149V11H148ZM148 12H146V13L148 14ZM150 12H149V14H151ZM152 12H153V11H152ZM162 12H163V11H162ZM210 12H211V11H210ZM218 12H219V11H218ZM20 13H21V12H20ZM20 13H19V15H20ZM81 13H82V12H81ZM99 13H100V12H99ZM222 13H224V11H223ZM27 14H26V15H27ZM35 14H36V13H35ZM149 14H148V15H149ZM153 14H154V13H153ZM153 14H151V15H153ZM230 14H232V13H230ZM240 14H243V13H240ZM246 14H247V13H246ZM253 14H254V13H253ZM19 15H16L15 17L17 18ZM21 15H22V14H21ZM21 15H20V16H21ZM90 15H91V14H90ZM139 15L142 16L143 14L141 13V14H139ZM144 15H145V14H144ZM196 15H197V14H196ZM215 15H216V14H215ZM235 15H236V14H235ZM43 16H44V17H43ZM141 16H139V19H140ZM156 16H157V15H156ZM162 16H163V15H162ZM231 16H234V15L232 14ZM26 17H28V18H26ZM73 17H74V16H73ZM81 17H82V16H81ZM148 17H150V15H149ZM153 17H154V16H153ZM164 17H165V16H164ZM213 17H214V16H213ZM228 17H229V16H228ZM234 17L236 18V16H234ZM238 17L241 18V15H240V16H237L236 19H235V18H232V17H229V20H230V21H228V22H231L232 19H234V21H236V20L238 19ZM243 17H244V16H243ZM253 17H254V15H253ZM97 18L100 19L99 17H97ZM108 18H109V19H108ZM144 18H146V17H143V19H144ZM150 18H152V16H151ZM160 18H163V17H160ZM209 18H210V17H209ZM230 18H232V19H230ZM69 19H70V18H69ZM79 19H80V18H79ZM90 19H92V18H90ZM94 19H95V18H94ZM101 19H100V21H101ZM139 19H138V20H139ZM146 19H147V18H146ZM192 19H193V18H192ZM210 19H211V18H210ZM210 19H209V20H210ZM226 19H227V18H226ZM14 20H16V19H14ZM136 20H137V18H136ZM148 20H149V18H148ZM148 20H147V21H148ZM222 20H223V19H222ZM84 21H85V20H84ZM102 21H103V20H102ZM102 21H101V22H102ZM130 21H131V22H130ZM169 21H170V20H169ZM237 21H238V20H237ZM241 21H242V18H241ZM243 21H244V20H243ZM260 21H261V20H260ZM12 22H13V21H12ZM64 22H65V21H64ZM79 22H80V21H79ZM106 22H107V23H106ZM163 22H164V21H163ZM245 22H246V21H244L243 24H242L241 22H239V24L241 23L242 25H244V26H243L244 28H241V27H240V28H239V27L236 28V26H235V28L237 29L236 34H238V30H242V29H243V30L245 29L244 31H246V32L249 31V30L247 29V24H249V22H247L246 24H245ZM253 22H254V21H253ZM10 23H11V22H10ZM59 23H60V22H59ZM59 23H58V24H59ZM85 23H86V22H85ZM146 23H147V22H146ZM187 23H188V22H187ZM209 23L212 24L211 22H209ZM226 23H227V21H226ZM226 23H224V24H223V23H221V24L219 23V24L223 26L222 28H224V29L226 28L227 30H229V27H228V26H227L228 28H227V27H224V26L226 25ZM231 23H233V22H231ZM237 23H238V22H237ZM62 24H63V22H62ZM62 24H61V25H62ZM128 24H130V26H128ZM134 24H135V23H134ZM153 24H154V22H153ZM153 24H152V25H153ZM165 24H166V23H165ZM180 24H181V23H180ZM183 24H184V23H183ZM192 24H193V23H192ZM196 24H198V23H196ZM228 24H229V23H228ZM257 24H258V23H257ZM88 25H89V24H87L86 26H88ZM96 25H91V24H90L89 26H96ZM99 25H98V26H99ZM131 25H132V26H131ZM184 25H185V24H184ZM200 25L202 26V24H200ZM200 25H199V26H200ZM203 25H204V24H203ZM213 25H215V24L213 23ZM242 25H241V26H242ZM253 25H254V24H253ZM255 25H256V22H255ZM255 25H254V28H255ZM155 26H156V25H155ZM191 26H192V25H191ZM195 26H196V25H195ZM215 26H216V25H215ZM229 26H230V24H229ZM245 26H246V28H245ZM256 26H257V25H256ZM258 26H259L258 28H261V27H262V26L260 25V23H259ZM56 27H55V29H56ZM59 27H60V24H59ZM59 27H57V28H59ZM73 27H74V26H73ZM99 27L101 28V26H99ZM138 27H141V28H138ZM189 27H190V26H189ZM196 27H198V26H196ZM202 27H204V26H202ZM8 28H9V26H8ZM76 28H78V26H76ZM93 28H94V27H93ZM96 28H97V27H96ZM175 28H176V27H174L173 29H175ZM182 28H183V26H182ZM187 28H188V27H187ZM192 28H194V27L192 26ZM198 28H199V27H198ZM218 28L220 29V27H218ZM235 28H234V29H235ZM238 28H239V29H238ZM70 29H71V27H70ZM70 29H69L68 31L71 32ZM97 29H99V28H97ZM103 29H104V27H103ZM129 29H130V31H128ZM173 29H172V30H173ZM178 29H179V28H178ZM183 29H184V30H187V29H185V28H183ZM183 29H182V30H183ZM188 29H189V28H188ZM204 29H205V28H204ZM215 29H216V28H215ZM226 29H225V30H226ZM234 29L232 28L233 31H234ZM236 29H235V30H236ZM246 29H247L248 31H247ZM249 29H250V28H249ZM251 29H252V28H251ZM256 29H257V28H256ZM2 30H3V29H2ZM63 30H64V29H63ZM74 30H75V29H74ZM74 30H73V31H74ZM78 30H80V27H79ZM78 30H77V31H78ZM179 30H181V29H179ZM194 30H195V29H194ZM198 30H199V29H198ZM216 30H217V29H216ZM243 30H242V31H243ZM252 30H253V29H252ZM252 30H250V34H251ZM39 31L42 32V33L47 34V38H49V40H51V42H50L47 38H44V39H47V40L49 41V42L47 41L48 44H47V43H46V44H43V41H44L43 39H41L42 41L40 40L41 43H39L40 41H38V39H40V38L37 36V34H38ZM54 31H55V30H54ZM57 31H59V30H57ZM77 31H76V32H77ZM175 31H176V30H175ZM218 31H219V30H218ZM218 31H217V32H218ZM220 31H221V30H220ZM233 31H231V32L233 33ZM244 31H243V32H244ZM255 31H257V30H255ZM255 31L253 32V34H255V35L258 34V33H255ZM262 31H264V29H262ZM1 32H2V31H1ZM70 32H69L68 34H70ZM76 32H75V33H76ZM78 32H80V31H78ZM110 32H111V33H110ZM122 32H121V33H122ZM150 32H151V31H150ZM165 32H166V31H165ZM186 32H187L189 35H191V34L189 33V31H186ZM190 32H193V30H191ZM217 32L215 31L214 33H217ZM222 32H224V31H222ZM234 32H235V31H234ZM240 32H241V31H240ZM243 32H242V33H243ZM246 32H245V33H246ZM258 32H259V31H258ZM66 33H67V32H66ZM75 33L73 32V36H74ZM85 33H86V34H85ZM167 33H168V32H167ZM218 33H219V32H218ZM232 33L230 34V32H229L230 37L233 36V35H234L235 37H238V35H239V34H238V35L236 36V34H234V33H233V35H232ZM245 33H243V34H245ZM248 33H249V32H248ZM248 33H247V34H248ZM34 34H35V35H34ZM45 34H44L43 36H45ZM68 34H66V35L68 36ZM81 34H84L85 36L83 37V35H81ZM126 34H125V35H126ZM163 34H164V33H163ZM177 34H178L180 37H182V35H183V34L181 35L180 33H176V36L178 37V39H179L180 37H179ZM188 34H186V35H188ZM193 34H194V33H193ZM212 34H213V32H212ZM223 34H224V33H223ZM223 34H221V35H223ZM225 34H226V33H225ZM225 34H224V35H225ZM240 34H241V33H240ZM32 35L35 36V37H32ZM63 35H65V34H63ZM75 35H76V34H75ZM80 35H81L83 38H81ZM121 35L124 36V34H121ZM174 35H175V33H174ZM174 35H173L172 38H174ZM186 35L184 34V36H183L184 39H183V38H180L179 40L177 39V37H175L176 40H177V42H176V40H175V38H174V43H175V45H174L172 48L170 47V46H172V44H171L170 46H168L171 42H173V41L171 40V39H172V38H171V39H170V43H168V45H167V44L165 45L166 48L168 47L170 50H169L168 52L164 53V54H165L164 56H166V55L169 54L170 52H171V55H173V52H176V49H177V50H182L183 48H180L181 44L183 45L184 43H186L185 41H187L188 39H189V41H190V44H189V45H191V44L193 43V42H191V40H193L192 38L196 39V41H199V39L201 38V37L199 36V34H197V32H196V34H194V36H193V35L190 36V37H192V38H190L189 35H188V39H187V38H186V37H187ZM196 35L199 37L198 40H197V38L195 37ZM216 35H217V34H216ZM229 35L226 34V38L229 37ZM30 36H31V39H32V38H33V39H35V38L37 39V38H38V39H37V40H36V39H35V40H32V42H28V41H30V40H29V39H30ZM67 36H66V37H67ZM70 36H71V35H70ZM97 36H96V37H97ZM118 36H120V35H118ZM126 36H127V35H126ZM169 36H170V35H169ZM217 36L219 37L220 34L217 35ZM252 36H254V35H252ZM257 36H258V35H257ZM71 37H72V36H71ZM96 37H95V38H96ZM98 37H97V39H100V38H98ZM116 37H117V36H116ZM152 37H153V36H152ZM214 37H216V36H212L213 41H215V42L217 41V43H218V39L214 40ZM222 37H224V36H222ZM241 37H242V36H241ZM262 37H263V35H262ZM262 37H261V39H262ZM72 38H73V37H72ZM80 38H81V39H80ZM106 38L108 39V41H107ZM124 38H125V37H124ZM124 38L122 37V39H124ZM126 38L128 39V36H127ZM146 38H147V37H146ZM155 38H157V37H155ZM160 38H161V37H160ZM185 38H186L187 40H186ZM202 38H204V37L202 36ZM202 38H201V41H202ZM220 38H221V36L219 37V41L221 42V43H219V45L225 44V43L227 42V41H225V40H224V41H221ZM250 38H251V37H250ZM257 38H258V39H256V38H255V39L258 41L260 37H257ZM114 39H115V37H114ZM127 39H126V40H127ZM141 39H142V38H141ZM164 39H165V38H164ZM181 39H182V40H181ZM237 39H238V38H236V39L233 38L234 41H235V40L237 41L236 44H235V45H237V46H235L234 44H232V45H234L235 47H237L236 50L238 51V49H239V52H240V51H241V48H238V47H244V46L247 45V43L240 42V41H245L244 39H243V40L241 39L239 42H240V43H244V44H243L244 46H242V44H241V46H238V45H239V44H238V40H239V39H238V40H237ZM245 39H246V38H245ZM251 39H252V38H251ZM261 39H260L258 42H261ZM91 40H92V41H91ZM101 40H100V41H101ZM206 40H207V41L209 40V41H208L209 43L212 41V39H210V37H209L208 39H206ZM206 40H205V38H204L202 42H204V41H206ZM210 40H211V41H210ZM227 40H229L228 42H230V43L232 42V41H230V38H228ZM231 40H232V38H231ZM252 40H253V39H252ZM256 40L250 41V43H253V42L256 41ZM263 40H264V37H263V39H262V42L259 43V46H260V44H263V42H264ZM94 41H95V39H94ZM103 41H101V42H103ZM131 41H129L128 43H130ZM167 41H168V40H167ZM234 41H233L232 43H234ZM246 41H249V40H246ZM246 41H245V42H246ZM36 42H38V43H36ZM45 42H46V41H45ZM69 42H70V41H69ZM96 42H97V40H96ZM98 42H99V41H98ZM114 42H115V41H114ZM117 42H118V41H117ZM149 42H150V41H149ZM164 42H165V41H164ZM187 42H188V41H187ZM223 42H224V43H223ZM13 43H11V44L8 43V44L11 45L10 47H12V44H13ZM128 43H127V44H128ZM150 43H151V42H150ZM159 43H160V42H159ZM159 43H158V44H159ZM177 43H179V44L177 45ZM188 43H189V42H188ZM194 43H195V42H194ZM211 43H212V42H211ZM213 43H214V42H213ZM250 43H249V44H250ZM14 44H13V45H14ZM118 44H119V43H118ZM120 44H121V43H120ZM125 44H126V43H125ZM206 44H208V43L206 42ZM5 45H7V43H6ZM5 45H3V46H5ZM9 45H7V46H9ZM17 45H18V46H17ZM66 45H67V44H66ZM132 45H133V44H132ZM154 45H155V44H154ZM186 45H187V44H186ZM197 45L199 46V44H197ZM213 45H214V44H213ZM219 45L217 44V45H214V46L218 47ZM253 45H254V44H253ZM253 45L251 44V45H248V46H250V47L252 46V48H253ZM255 45H257L256 42H255ZM255 45H254V46H255ZM7 46H6V47H7ZM112 46H113V45H112ZM114 46H115V45H114ZM121 46H122V45H120V47H121ZM209 46H210V44H209ZM209 46H208L207 48H209ZM222 46H224V45H222ZM222 46H221V49L223 48ZM234 46L231 47V48H233V51H234V48H235ZM248 46H246V47L249 48ZM259 46L257 45L258 50H260V49H259V48H260ZM97 47H101V46L98 45ZM107 47H111V46H107ZM117 47H118V45H117ZM133 47H134V46H133ZM154 47H155V46H154ZM163 47H164V46H163ZM211 47H212V45H211ZM211 47H210V48H211ZM224 47H225V46H224ZM229 47H230V46H229ZM2 48H4V47L1 46V49H2ZM111 48H112V47H111ZM122 48H123V46H122ZM156 48H157V47H156ZM159 48H161V47H159ZM164 48H165V47H164ZM168 48H167V49H168ZM196 48H197V46H196L195 48H193V49H195V50L193 51L194 53L196 52ZM198 48H199V47H198ZM213 48H214V49H213ZM213 48H212V49L214 50V52H216L215 47H213ZM247 48H246V49H247ZM255 48H256V46H255ZM9 49H10V48H9ZM103 49H104V50H103ZM107 49H108V48H107ZM125 49H126V48H125ZM149 49H150V48H149ZM151 49H152V48H151ZM200 49H201V48H200ZM200 49H197V52H199L198 50H200ZM212 49H211V50H212ZM216 49H218L217 51H219V50L221 51L220 47H219V48H216ZM223 49H224V48H223ZM242 49H243L244 51H243V53H242V51H241L242 54H241L240 57L236 60L237 62L234 64V66H233L232 68H231L230 66H229L230 68L227 67L228 70H226V71L223 70V71H225V73H226V74H224V76H218V75H216V72H217L218 70L221 71V69H222L223 67H222V64H220L221 62L218 61L219 59L216 58V57H219V55H217L218 53L216 54L217 56L214 57L215 55H214L213 52L210 50V51H209L210 54H213L212 56L214 57V58L211 57V59L213 58V60L215 61V58H216V60H217L218 62L216 63V61H215V64H216V65H214V66H215V67H214V66L212 65V64H214V61H213V62L211 63V66H213L214 68H212V69H206L205 71L203 70V73H200V75H199V76H200V79H199V82H200V83H199L198 86H196V89H195V88L193 89V88L190 87L189 85H186L187 83H186L185 81H183L182 84H183L184 82L186 83V84H184L185 86H183V87L185 88L186 86H189L190 90H188V89H183V88H182L181 91H180L179 89L182 87V85L178 83V86H177L176 88H179V87H180V88L178 89V93H177L176 95L173 96V95H172V92H173V90H174V89H173V85H172V87H171V85H170L171 82H167V84L169 83V87H171V88L173 89V90H172L171 88H170V89L167 88V89L169 90V91H168V90H167V91H168V92H171V97L173 96V97L178 98L177 100H178V102H179V105H177L176 108H173L172 105L170 106V108H169L168 106L165 105V106L168 107L169 109H172V108H173V109L170 110V111H167V112H168V113H167L166 110H165L166 107H164L165 109L163 108V110H165V113H166V114H163L162 116H159V117H158L157 109H158V111H159L160 109L162 110V107H163V106L161 105L162 107H159L160 109H159V108H157V109L155 108V110H154L155 112H152L153 115H155V113L157 112V113H156L157 116H156V117H153V118H152L151 116L147 118V116L144 115L145 113L143 114V113L141 112V111L144 112V109L147 110V109H146L147 107H146V108H143V107H142L143 109L140 108V109H139V111L141 110V111H140V114L142 113L143 116H144L145 118L143 117V119L141 120L140 117H139L138 119H140V120H139L138 124L136 123V122L138 121V119H137L136 117H135V118L137 119V121H136L135 119H134V120H135V121H134V120L132 119V117H131V121H133V122H132L133 125H134V122H135V124H137L136 126L139 125V126H140V129L142 128L141 131L138 129L137 132H139V133H136L137 135H136L134 138H128V137H127L129 140H128L127 138H126V140H121V139H124V138H123V137L121 138L120 136H121L122 133H125V132L127 131L126 129H128V128L130 127V129H132V131H133V128H134V127L131 128L130 124H128V125L126 124V126H125V124H124V126H125V127L128 126V128H126V129L124 130L125 132H122V131L120 130V131L122 132L121 134H120V131L118 132L119 135H120V136L118 137V140H119V138H121V139H120V141H121L120 143H117V142L115 143V141H116L115 138H117L118 135L116 134L117 136H115V135L112 134L113 136H115V138H113V137L111 136V137H110L111 141L113 142V144L115 143V144H119V145H116L117 147H113V148H112V146H111V149H112V150H110V151H111V152H110V155H109V153H107V154L109 155V157H108L107 159H105V161L103 160V161H104V162H103L104 164H105V162H107V163H108V162H111V163H108V166L104 165L102 162H99V163H102V165H103V169H104V168H112V169H114V170L116 169L115 171H117V168H118L117 166H118V165L121 166L120 163H122L121 161H123V160L121 159V157H120V158L117 157L118 159H121V160H118V159L115 157L116 154H118V155L120 156V154H119L118 152H126L125 155H126L127 157H126L125 155L123 156L122 154H121V156H123V158L126 157V159H127V158H128V155H130V154H128V153H129L131 150H133V151L135 152V150H134L135 147L138 146V145H141V146H142V144H144V143L147 144V143L150 142V144H151V143H153L152 141H154L155 143L157 142V144H161V143H158V142H162V141H163L162 144H164V143H165L164 140H166V139L169 138V142H168V144L166 143V144L168 145L167 148H166V149L163 148L165 151H164V152H161V153H162V154H161V159H162V160L164 159L163 161H165V156H166V155L168 156L169 153L171 154L172 151L174 152V151H175L180 145H183V143H185V141L188 140V138H191V137L193 138L194 135H197V132H196L197 130H200V129L203 130L202 128H204L203 131L205 132L206 135H207V134H210L209 137H211V135L213 136V135H217V134H218L217 137L220 136L219 134H221V133H218V131H217V134H215L214 132H216V131H214V130H215L216 125H217L216 128H217L218 130H219L218 125H219L220 129H221V127L223 128V126H221V122H223V121L219 119V118H220L219 114L221 115V113H220L221 110H219V108H218V114H217V115L219 116V118H218V116H217V118H218L220 121H218V120H217V121H218V123H219V122H220V123L217 124V121L215 122L216 119H214V118H216V117H213V116H215L216 114L213 115V116H211V115H212V113H214V112L217 110L216 108L218 107V105H217V107L215 106L216 108H215L214 111L211 110L212 108H214V105H211L212 107H210V108H209V105H210L211 103H212V104H218V102H217V100H216V103H214L216 97H215V98L213 97V101H214V102L211 101V99H212V98L210 99L211 95H209V94H208L209 96L207 95V93H206L207 90H206V89H208L209 86H212V88L215 89V88H218V87H220V86L223 87V86L225 85L224 87H228V90H229V92H230V89H229V86H228V85L231 83V84H230V85H231L230 88H233V90H234V89H235V90H236V89L240 90L239 88H236L235 86H232L234 83L232 84V82H229V81L232 80V78H233L232 76H237V77H236L237 79H235V83H237V85H241V84L243 83V81H244V83H245V81H246L248 78H251L249 75H253L254 72H252V74H251L252 66H255V69H257V70L261 67V63H260V64H258V63L255 64L256 62H259V61L254 60L253 57H256V56H257L256 58L259 59L258 56H259L260 54H263V55H264V53H261V52H264V51H263V49H264V44H263V47L261 48V52L257 50V52H260V54L258 53L259 55H257V52H255V50H252L251 53H246V52H247V51H245L246 49H244V48H242ZM249 49H250V48H249ZM98 50L100 51V48H98ZM98 50H97V51H98ZM102 50H103V51H102ZM123 50H124V49H122V51H123ZM161 50H162V49H161ZM183 50H184V49H183ZM191 50H192V49H189L190 52H191ZM207 50H208V49H207ZM236 50H235V51H236ZM247 50H248V49H247ZM99 51H98V52H99ZM104 51H109V50H105V48H102V49H101V52H99V53H103ZM148 51H149V50H148ZM156 51H157V50H156ZM163 51L165 52V49H164ZM163 51H162V52L160 51V52H158V53H159V54H160V53H163ZM189 51H188V53H187V52L185 53V54H187V55L184 54V56L186 57L185 59H187L188 62H189V60H188L189 57L192 58V56H193V55H192V52L189 53ZM220 51H219V52H220ZM225 51H226V50H224V52H225ZM228 51L231 53L232 49H231V50L229 49ZM237 51H236V53L233 52L232 54H233V55H237ZM248 51H249V50H248ZM10 52H8V53H10ZM151 52H152V51H151ZM221 52H222V51H221ZM221 52H220L219 54H221ZM224 52L222 53V55L224 54ZM244 52H245V53H244ZM71 53H72V54H71ZM107 53H108V52L103 53V56H104V54H105V56H106ZM110 53H111V52H110ZM110 53H109V54H110ZM153 53H154V52H153ZM183 53H184V52H183ZM225 53H226V52H225ZM83 54H82V55H83ZM156 54H157V52H156ZM200 54H201V55L203 54L202 57L205 56L204 53L201 52V51H200L199 55H200ZM206 54H207V53H206ZM210 54H209V55H210ZM226 54H228V53H226ZM226 54H225V55H226ZM232 54H228V55H229L228 58L226 57V56H227V55H226L225 58H227L228 60H229V58H230V60L233 59V58H232V56H233ZM238 54H239V53H238ZM250 54H251V55H250ZM82 55H81V57H82ZM124 55H126V54H124ZM138 55H139V54H138ZM207 55H208V54H207ZM230 55H232V56L230 57ZM3 56H4V55H3ZM5 56H4L3 58H5ZM99 56H100V55H98L97 57H99ZM105 56H104V57H105ZM153 56H155V54H154ZM167 56H168V55H167ZM167 56H166V58H167ZM169 56H170V55H169ZM169 56H168V57H169ZM175 56H177V55L175 54ZM194 56L197 57L196 53H195ZM260 56H261L262 58H264V56H262V55H260ZM78 57H80V55H78ZM78 57H75V61H76L75 63H76V64H77V62H78V59H77ZM95 57H96V56H95ZM138 57H139V56H138ZM151 57H152V55H151ZM155 57H156V56H155ZM155 57H153V58H155ZM173 57H174V56H173ZM205 57H206V56H205ZM205 57H204V58H205ZM208 57H210V56H208ZM72 58H73V59H72V60H73L72 63H73V62H74V56H72ZM88 58H89V57H88ZM100 58H103V57L100 56ZM108 58H109V57H108ZM120 58H121V57H120ZM134 58H135V57H134ZM140 58H141V57H140ZM153 58H152V59H153ZM156 58H157V57H156ZM158 58H159V57H158ZM158 58H157V59H153V61H154V60H155V61H156V60L159 61V59L162 60V57L159 58V59H158ZM170 58H171V57H170ZM176 58H177V57H175V59H176ZM204 58H203V59H204ZM219 58H220V57H219ZM221 58L223 59L222 62L225 61V60H224V57L221 56ZM221 58H220V59H221ZM234 58H236V56H235ZM76 59H77V60H76ZM80 59H81V58H80ZM82 59H87V57L85 58V55H84V56L82 57ZM82 59H81V60H82ZM93 59L97 60L98 58H94V57H93ZM93 59L91 60V62L94 61ZM175 59H174V60H175ZM182 59H184V58H182ZM195 59H196V58H195ZM203 59H202V60H203ZM251 59H253L255 63H254L253 60H251ZM81 60H80V62H81ZM87 60H89V59H87ZM98 60L101 61L102 59H98ZM98 60H97V61H98ZM105 60H106V58H105ZM105 60H103V62H104ZM110 60H111V59H110ZM137 60H138V59H137ZM149 60H150V59H149ZM165 60H166V59H165ZM192 60H193V59H192ZM196 60H199V58L197 57ZM259 60H260V59H259ZM262 60H264V59H262ZM262 60H261V61H262ZM111 61H112V60H111ZM147 61H148V60H147ZM153 61H152V62H153ZM175 61H176V60H175ZM180 61H181V59H179V62H180ZM182 61H184V63H185V60H182ZM194 61H195V60H193V63H194ZM205 61H206V60H205ZM208 61L210 62V61H212V60H210V59L208 60V59H207V62H208ZM70 62H71V61H70ZM82 62H83V61H82ZM82 62H81L80 64H82ZM89 62H90V60H89ZM89 62H87V61L85 62V61H84L83 64L86 65L85 63L88 64ZM103 62H101V65H104V64H105V63H103ZM105 62H106V61H105ZM116 62H117V61H116ZM134 62H135V61H134ZM161 62H162V61H161ZM161 62L159 61V63H161ZM171 62H172V61H171ZM171 62L169 61L168 64L171 65V64L173 63V62H172V63H171ZM200 62H201V61H200ZM72 63H71V64H72ZM78 63H79V62H78ZM93 63H95V62H93ZM102 63H103V64H102ZM111 63H112V62H111ZM141 63H142V61H141ZM145 63H146V61H145ZM155 63H156V62H155ZM155 63H154V64H155ZM162 63H163V62H162ZM162 63H161V64H162ZM175 63H176V62H175ZM184 63H183V64H184ZM191 63H192V62H191ZM191 63H188V66H189L188 69H191V67H190V64H191ZM201 63H202V62H201ZM262 63H263V62H262ZM65 64H66V63H65ZM80 64H78V65H80ZM89 64L91 65L92 63H89ZM89 64H88V66H89ZM106 64H107V63H106ZM118 64H120V63H118ZM149 64H150V62H149ZM163 64H164V63H163ZM173 64H174V63H173ZM173 64H172L171 66H173ZM180 64H181V67H182V63H180ZM203 64H204V61H203ZM206 64H208V65H207V66H204V65H202V64H201V65L204 66V68H205V67L207 68V67L209 66V63H206V62H205V65H206ZM69 65H70V64H69ZM72 65L74 66L75 64L73 63ZM84 65H80V66L83 67ZM150 65H151V64H150ZM164 65H165V64H164ZM164 65H163V66H164ZM177 65H178V66L174 65V68H175V66H176V68L179 67V63H177ZM193 65L195 66V65H197V64H193ZM224 65H225V64H224ZM262 65H264V63H263ZM80 66H77V67L80 68ZM92 66H94V64H92ZM108 66H109V65H108ZM139 66H140V64H139ZM151 66H152V65H151ZM163 66H162V67H163ZM184 66H185V65H184ZM186 66H187V65H186ZM194 66H193V67H194ZM199 66H200V65H199ZM82 67H81V69H82ZM85 67H86V66H85ZM90 67H91V66H90ZM113 67H114V66H113ZM135 67H136V66H135ZM145 67H146V64H145V66H144L143 69H146ZM169 67H170V66H169ZM196 67H198V66H196ZM209 67H210V66H209ZM209 67H208V68H209ZM63 68H64V67H63ZM69 68H71V67H69ZM79 68H78V69H79ZM87 68H88V67H87ZM87 68H86V69H87ZM97 68H98V64H97ZM97 68H96V66H95V68H93V70L96 69L95 71L90 70V71H93L94 73H93V74L90 73V74H92V75L89 76V77H90L89 80H94V79L97 78V76H98ZM102 68H103V67H102ZM102 68H101V70H102ZM106 68H107V66H106ZM130 68H131V67H130ZM132 68H133V67H132ZM150 68H151V67H150ZM164 68H165V66L163 67V69H162V68H158V69H162V70H163V71L161 70V72H159L161 75H162V72H163V73L165 72V69H166V68H165V69H164ZM170 68H172V67H170ZM183 68H184V67H183ZM183 68H182V69H183ZM185 68H186V67H185ZM185 68L183 69V73H186L184 70H186L187 68H186V69H185ZM210 68H211V67H210ZM54 69H52V70H54ZM88 69H89V68H88ZM88 69H87V70H88ZM91 69H92V68H91ZM114 69H115V67H114ZM118 69H119V68H118ZM225 69H226V68H225ZM261 69H262V68H261ZM79 70H80V69H79ZM84 70H85V68H84ZM84 70H82V71H84ZM101 70H100V71H101ZM121 70H122V69H121ZM139 70H140V69H139ZM166 70H167V69H166ZM170 70H171V69H170ZM170 70H168V71H170ZM172 70H173V69H172ZM180 70H181V69H180ZM180 70L178 69V71H180ZM197 70H198V68H197ZM201 70H202V69H201ZM249 70H250V71H249ZM263 70H264V69H263ZM74 71H75V70H74ZM85 71H86V70H85ZM146 71H147V70H146ZM168 71H167V72H168ZM174 71H175V70H174ZM178 71H177V72H178ZM181 71H182V70H181ZM181 71H180V73H182ZM187 71H188V73H190V72L193 71V69H192V71H189V70H187ZM195 71H196V68H195ZM244 71H245V72H244ZM246 71H247V72H246ZM50 72H51V71H48V73H50ZM86 72H87V71H86ZM86 72H85V73H86ZM119 72H120V71H119ZM137 72H138V71H137ZM171 72H172V71H171ZM218 72H219V71H218ZM262 72H263V71H262ZM51 73H52V72H51ZM60 73H61V72H60ZM88 73H89V71H88ZM138 73H139V72H138ZM157 73H158V72H157ZM188 73H186V74L188 75ZM192 73H193V72H192ZM192 73H191V74H192ZM260 73H261V72H259V75H260ZM32 74H33V72H32ZM40 74H41V73H40ZM52 74H54V73H52ZM55 74H56V73H55ZM58 74H59V73H58ZM135 74H136V73H135ZM140 74L143 75L142 73H140ZM160 74H159V75L157 74V75H158V77H157L158 79L156 78V76H155V78H153V77H154V76H153L154 74H148V75L145 74V75H144V78H145V76H146V78H147V76L152 75L151 78H149L150 80H147V79H148V78H147L145 81H146V82H150V81H151L150 83L152 84V83H153V80H154V82H155L156 79H157L158 82H159V81L161 80V79L159 78V77H161ZM191 74H190L189 76L192 78L193 76H192ZM38 75H39V74H38ZM38 75L35 73V74H34V76H36L35 78H37ZM68 75H69V74H68ZM86 75H87V74H86ZM88 75H89V74H88ZM100 75H101V74H100ZM137 75H138V74H137ZM163 75H165V73H164ZM174 75H175L174 79H175V80L178 79V78H177V74L175 73ZM182 75L184 76V74H182ZM259 75H258V77H259ZM263 75H264V74H263ZM263 75H260V76L263 77ZM34 76H30V77H34ZM40 76H41V75H40ZM40 76H39V78H37L38 80L36 79V81H34L32 84L30 83L31 86L27 83L28 86H30V87H29L30 90L24 91V92H23V93H24L23 95L27 96V95L31 94L33 91H35V90H41L40 88L43 89L44 87H46L47 85L50 84V81H51V83H53V81L56 79L54 75H53V80H51V78H50V77H52V76L48 77V76L45 75V76L47 77V79H46V78H43L44 74H43V76H41L42 78H41ZM92 76H93V78H92ZM133 76H135V75H133ZM133 76H131V77L133 78ZM165 76H166V75H165ZM165 76H164V77H165ZM255 76H256V72H255ZM100 77H101V76H99V78H100ZM135 77H136V76H135ZM138 77H139V76H138ZM164 77L162 76L161 78H164ZM229 77H231V79H230ZM253 77H254V75L252 76V78H253ZM262 77H261V78H262ZM49 78H50V79H49ZM91 78H92V79H91ZM109 78H110V77H109ZM109 78H108V79H109ZM116 78H117V77H116ZM132 78H130L131 81H133V79H134V78H133V79H132ZM141 78H142V77H141ZM152 78H153V80H151ZM165 78H166V80H167V76H166ZM165 78H164V79H165ZM183 78L185 79V77H182V80H183ZM196 78H198V77H196ZM254 78H255V77H254ZM263 78H264V77H263ZM4 79H6V78H4ZM26 79H27V80H26ZM26 79H24V80H26L27 82H29L28 78H26ZM29 79H31V78H29ZM97 79H98V78H97ZM130 79H129V80H130ZM139 79H140V78H139ZM142 79H143V78H142ZM159 79H160V80H159ZM172 79H173V78H172ZM193 79H194V77L191 79V81H193ZM33 80H35V79H33ZM85 80H87V78H86ZM114 80H115V79H114ZM143 80H144V79H143ZM178 80H180V78H179ZM186 80H187V76H186ZM188 80H190V79H188ZM233 80H234V78H233ZM253 80H254V79H253ZM253 80L251 81V83H252L254 86H256V85H257V83H256L257 78H256L255 81H254L256 85L254 84ZM3 81H4V80H3ZM26 81H25V82H26ZM31 81H32V79L30 80V82H31ZM135 81H136V83H137V79H136V78H135V80H134V82H133V84L136 85ZM145 81H143L144 83H142V85H145V84H146ZM162 81H163V80H162ZM173 81H174V80H173ZM180 81H181V80H180ZM226 81L229 82V84L227 83L228 85L226 84ZM247 81H248V80H247ZM1 82H2V81H1ZM23 82H24V81H23ZM97 82H98V81H97ZM104 82H105V81H104ZM118 82H119V81H118ZM139 82H140V81H139ZM139 82H138V83H139ZM141 82H142V81H141ZM158 82H157V83H158ZM160 82H161V81H160ZM197 82H198V81H197V80L195 81V79H194V83H197ZM249 82H250V81H249ZM257 82H258V81H257ZM150 83H149V84H150ZM155 83H156V82H155ZM175 83L177 84V80H176ZM180 83H181V82H180ZM251 83H250V84L248 83V85L251 86L250 88H252V86H253ZM0 84H1V83H0ZM77 84H78V83H77ZM121 84H122V83H121ZM126 84L128 85V83H126ZM3 85H4V84H3ZM23 85H24V84H23ZM56 85H57V84H56ZM71 85H72V84H71ZM75 85H76V84H75ZM78 85H79V84H78ZM94 85H95V84H94ZM96 85H97V84H96ZM142 85H141V87H142ZM146 85H148V83H147ZM161 85H162V84H161ZM163 85H164V83H163ZM179 85H181V86H179ZM195 85H196V84H195ZM222 85H223V86H222ZM226 85H227V86H226ZM243 85H244V84H243ZM260 85H262V83H261ZM25 86H26V85H25ZM82 86H83V84H82ZM89 86H90V84H89ZM117 86H120V89H122V91H123L124 89H126V88L128 89L127 86H126V88H125L124 86L119 85V83L116 85V88H118ZM128 86H130V85H128ZM136 86H137V85H136ZM138 86H139V85H138ZM175 86H176V85H175ZM257 86H258V85H257ZM1 87H2V84H1L0 88H1ZM17 87H18V86H17ZM26 87H27V86H26ZM26 87H25V88H26ZM54 87H55V86H54ZM79 87H80V86H79ZM121 87H122V88H121ZM193 87H194V86H193ZM221 87H220L219 89H221ZM261 87H262V86H261ZM20 88H21V87H20ZM27 88H28V87H27ZM86 88H87V87H86ZM123 88H124V89H123ZM142 88H143V87H142ZM162 88H163V86H162ZM165 88H166V87H165ZM191 88H192L193 90H191ZM248 88H249V87H248ZM253 88L255 89L256 87H253ZM253 88H252V89H253ZM257 88H258V87H257ZM257 88H256V89H257ZM49 89H50V88H49ZM60 89H61V87H60ZM76 89H77V88H76ZM127 89H126V90H127ZM149 89H150V88H149ZM219 89H217V90H219ZM242 89H243V88H242ZM252 89H250V90H252ZM261 89H262V88H261ZM2 90H3V89H1V91H2ZM25 90H26V89H25ZM45 90H46V88H45ZM45 90H44V91H45ZM56 90H57V89H56ZM65 90H66V89H65ZM126 90H125V91H126ZM133 90H134V88H133ZM133 90H132V91H133ZM170 90H171V91H170ZM217 90H215V92H217ZM222 90H224V89H222ZM226 90H227V89H226ZM257 90H258V89H257ZM10 91H11V90H10ZM54 91H55V90H54ZM54 91H53V95H54ZM75 91H76V90H75ZM116 91H117V90H116ZM130 91H131V89H130ZM130 91H129V92H130ZM136 91L138 92V90H136ZM208 91H209V90H208ZM208 91H207V92H208ZM219 91H221V90H219ZM236 91H237V90H236ZM245 91H246V90H245ZM254 91H255V93L257 92L256 90H254ZM262 91H264V90H262ZM16 92H17V91H16ZM63 92H64V91H63ZM73 92H74V90H73ZM81 92H82V91H81ZM123 92H124V91H123ZM127 92H128V90H127ZM127 92H126V93H127ZM129 92H128V94H129ZM134 92H135V91H134ZM137 92H136V93H137ZM164 92H165V91H164ZM231 92H232V91H231ZM237 92H240V94H241L239 97H237L236 94H235V96H234V94H231L230 97L233 95V97H237V98H239V99H240V98H243V94H244V93H242V90H241V91H237ZM248 92H249V91H248ZM11 93H13V94H12V96H13L15 92H13V91H12V92H8L9 95H10ZM60 93H61V92H60ZM118 93H119V92H118ZM126 93H124V94L126 95ZM208 93H211V92H208ZM213 93H214V92H213ZM213 93H212V94H213ZM217 93H218V92H217ZM219 93H220V92H219ZM219 93H218V94H219ZM222 93H223V91H222ZM224 93H226V91H225ZM6 94H7V93H6ZM49 94H50V93H49ZM55 94L57 95V94H59V93L56 92ZM63 94H64V93H63ZM66 94H67V93H66ZM74 94H75V93H74ZM111 94H112V93H111ZM220 94H221V93H220ZM56 95H55V97H57ZM60 95H61V94H60ZM60 95L58 96V98L60 97ZM108 95H109V94H108ZM125 95L122 94V98H121V100H122V99L124 100V99L126 98V100H125V102H126V101H127V98H128L129 101H130L131 98H129V97H125V98H124V97H123V96H125ZM130 95H132L131 92H130L129 96H130ZM165 95H166V94H165ZM213 95H214V94H213ZM213 95H212V96H213ZM237 95H238V93H237ZM252 95H253V94H252ZM252 95H251V96H252ZM262 95H263V94H262ZM5 96H7V95H5ZM10 96H11V95H10ZM12 96H11V97H12ZM34 96H35V95H34ZM73 96H76V95H73ZM73 96H72V97H73ZM78 96H79V94H78ZM106 96H107V95H106ZM134 96H135V95H134ZM137 96H138V95H137ZM162 96H163V95H162ZM226 96H229V95L226 93ZM67 97H68V96H67ZM107 97H108V96H107ZM130 97H131V96H130ZM135 97H136V96H135ZM166 97H168V95H167ZM173 97H172V98H173ZM247 97H248V98H251L249 95H248ZM247 97H246V98H247ZM254 97H255V96L253 95V96H252L253 101L256 99L257 102H258V100H260V99L262 98V97L259 96V95H257V97H255V98H254ZM7 98H8V96H7ZM46 98H47V97H46ZM73 98H75V97H73ZM133 98H134V97H133ZM164 98H165V97H164ZM176 98H174V99H176ZM228 98H229V97H228ZM237 98H236V99H237ZM252 98H251V99H252ZM28 99H29V98H28ZM48 99H49V98H48ZM217 99L220 100L219 97H217ZM232 99H234V98H232ZM232 99H229V100H232ZM239 99H238V100H239ZM65 100H66V99H65ZM132 100H133V99H132ZM153 100H154V99H153ZM198 100H200V101H204L205 103L202 104V103L199 101V102H200L199 104H201V105H200V107H199V105L197 104L198 107L195 109L196 111H194V107H196V106H194V105H196V103H197L196 101H198ZM240 100H243V99H240ZM240 100H239V102H240ZM249 100H250V99H249ZM261 100H262V99H261ZM261 100H260V102H261ZM2 101H3V100H2ZM43 101H44V100H43ZM56 101H58L57 98H56ZM56 101H55V102H56ZM69 101H70V100H69ZM82 101H83V100H82ZM210 101H211V102H210ZM246 101L248 102L247 99H246ZM246 101H244L243 103L246 104ZM251 101H252V100H251ZM251 101H249V102H251ZM253 101H252V103H253V106H254V102H253ZM75 102H76V101H75ZM75 102H74V104H75ZM125 102L123 101V103H125ZM133 102H134V101H133ZM168 102H169V101H168ZM171 102H172V101H171ZM187 102H188V103H187ZM194 102H196V103H194ZM233 102H234V100H233ZM249 102L247 103V105L249 104ZM16 103H18V100H17ZM68 103H69V102H68ZM83 103H84V102H83ZM120 103H121V102H120ZM180 103H186V104H189V103L191 104V103H193V104H194V105H192V106H194V107H192L193 111H187V109H185V108H186L185 104L182 105V104H180ZM206 103H209V105L207 104L208 107H204V105H205ZM221 103H225V101L223 100V102H222V99H221ZM235 103L239 104L238 101H236ZM241 103H242V102H241ZM258 103H259V102H258ZM262 103H263V102H262ZM262 103H261V104H262ZM81 104H82V102H81ZM88 104H89V102H88ZM121 104H122V103H121ZM126 104H127V102L125 103V105H122V106H123V107H124V106L126 107ZM128 104H129V103H128ZM160 104H161V103H160ZM160 104H159V106H160ZM166 104H167V103H166ZM190 104H189V105H190ZM226 104H227V102H226ZM228 104H229V102H228ZM255 104H256V103H255ZM48 105L50 106V104H48ZM85 105H86V104H85ZM157 105H158V104H157ZM189 105H188V106H189ZM251 105H252V104H250V106H251ZM16 106H17V105H16ZM49 106H48V107H49ZM122 106H121V107H122ZM128 106H131V105H128ZM128 106H127V107H128ZM134 106H135V105H134ZM134 106H132V107L134 108ZM151 106L154 108V106H156V104H155V105H151ZM223 106H224V107H222L223 109L227 107V106L224 105V104H223ZM225 106H226V107H225ZM258 106H260V104H258ZM31 107H32V106H31ZM34 107H35V105H34ZM60 107H61V106H60ZM121 107H120V108H121ZM127 107H126V108H127ZM132 107H131V114H132V110L134 111V110L136 109V107H135V109H132ZM137 107L139 108V107H141V106H137ZM156 107H157V106H156ZM219 107H220V106H219ZM24 108H25V107H24ZM52 108H53V107H52ZM52 108L50 107V109H52ZM81 108H82V107H81ZM84 108H85V107H84ZM90 108H91V106H90ZM90 108H88V109L90 110ZM120 108L118 107V109H120ZM126 108H125V109H126ZM168 108H167V109H168ZM189 108H191V106H190ZM204 108H205L206 110L209 108V110L212 111L211 114L209 113V115L206 116V112H205L206 110H204ZM220 108H221V107H220ZM222 108H221V109H222ZM234 108H235V107H234ZM254 108H257V107L254 106ZM254 108H253V109H254ZM258 108H259V107H258ZM258 108H257V109H258ZM263 108H264V107H263ZM48 109H49V108H48ZM79 109H80V108H79ZM121 109H122V108H121ZM129 109H130V108H129ZM226 109H227V108H226ZM226 109H224V111H226ZM228 109H229V106H228ZM228 109H227V111H228ZM230 109H231V108H230ZM246 109H247V108H246ZM259 109H262V107L259 108ZM259 109H258V110H259ZM1 110H2V109H1ZM45 110H46V109H45ZM71 110H72V109H71ZM82 110H83V109H82ZM86 110H87V109H86ZM150 110H152V109H150ZM247 110H248V109H247ZM53 111H54V110H53ZM78 111H79V110H78ZM80 111H81V110H80ZM87 111H88V110H87ZM90 111H91V110H90ZM108 111H109V110H108ZM125 111H126V110H125ZM127 111H129V110H127ZM136 111H137V109L135 110V112H136ZM139 111H137V112H139ZM148 111H149V110H148ZM148 111H145V112H147V114H148V113H149ZM224 111L222 110V112H224ZM248 111H250V110H248ZM259 111H261V110H259ZM259 111H256V113L259 112ZM50 112H51V110H50ZM82 112H83V111H82ZM82 112H81V114H82ZM88 112H89V111H88ZM88 112H87V113H88ZM93 112H95V111H93ZM160 112H163V113H164V111H160ZM216 112H217V111H216ZM262 112H263V111H261L260 113L262 114ZM56 113H57V112H56ZM85 113H86V112H85ZM128 113H129V115H131V114H130V111H129ZM152 113H151V114H152ZM263 113H264V112H263ZM31 114H33V113H31ZM54 114H55V113H54ZM66 114H67V112H66ZM94 114H95V113H94ZM98 114H99V113H98ZM134 114H135V113L133 112V115H134ZM138 114H139V113H137V117H138ZM140 114H139V115H140ZM151 114H150V115H151ZM160 114H161V113H160ZM160 114H159V115H160ZM222 114H223V113H222ZM257 114H258V113H257ZM261 114H260V115H261ZM40 115H41V114H40ZM43 115H44V114H43ZM52 115H53V114H52ZM89 115H90V112H89ZM91 115H93V114H91ZM91 115H90V116H91ZM95 115H96V114H95ZM102 115H103V114H102ZM102 115H100L101 118H102ZM260 115H259V116H260ZM85 116L87 117L88 115H85ZM90 116H89V117H90ZM127 116H128V115H127ZM131 116H132V115H131ZM140 116H141V115H140ZM148 116H149V114H148ZM254 116H255V115H254ZM96 117H97V116H96ZM96 117H95V118H96ZM223 117H224V116H223ZM223 117L221 116V119H222ZM18 118H19V117H18ZM90 118H91V119H90ZM90 118H89L90 120H89V122H88V123H89V126H90V123H91V122H92V123H98V122L100 123L101 120H102V119H101L100 121L97 122V120L100 119L99 117L96 118V119H97L96 121L94 120V117H93V119H92V116H91ZM128 118H129V117H128ZM226 118H227V117H226ZM262 118H263V117H262ZM104 119H105V118H104ZM191 119L194 120V123H195V125H193V123H192V125L195 126L197 129H196V130H193V132L188 133V134H183V133H181V134H177V135H176V134H175V131H176V130H179V129L184 130L183 127H184L186 124L189 125V124L192 122V121H190ZM263 119H264V118H263ZM32 120H33V119H32ZM212 120H214V121H213V123L210 124V122H212ZM223 120H224V119H223ZM22 121H23V120H22ZM48 121H49V120H48ZM85 121H86V119H85ZM94 121H95V122H94ZM128 121H129V120H128ZM104 122H105V121H104ZM188 122H190V123H188ZM263 122H264V120H263ZM263 122H262L261 124H263ZM27 123H28V122H27ZM83 123H84V122H83ZM86 123H87V122H86ZM99 123H98V125H100ZM130 123H131V122H130ZM36 124H37V123H36ZM102 124H103V125H102ZM104 124H106V123H101V125H102L101 128H102L103 126H105ZM227 124H228V123H227ZM227 124H226V125H227ZM37 125H38V124H37ZM37 125H36V126H37ZM75 125H76V124H75ZM93 125L96 127L97 124H96V125L93 124ZM98 125H97V127H98ZM226 125H225V127H227ZM86 126H88V125L86 124ZM91 126H92V125H91ZM139 126H138V127H139ZM186 126H187V125H186ZM190 126H191V124H190ZM193 126H191V128H188V131H189V129H190V130H191V129H194L195 127L192 128ZM206 126H207V127H206ZM256 126H257V125H256ZM31 127H32V126H31ZM82 127H83V125H82ZM120 127H121V126H120ZM120 127H119V128H120ZM205 127H206V129H205ZM225 127H224V128H225ZM262 127H264V126L262 125ZM19 128H20V127H19ZM34 128H35V127H34ZM34 128H33V129H34ZM44 128H45V127H44ZM73 128H74V127H73ZM78 128H80V126L77 127V129H78ZM83 128H84V127H83ZM103 128H104V127H103ZM135 128H137V127H135ZM135 128H134V129H135ZM11 129H12V128H11ZM15 129H16V128H15ZM62 129H63V128H62ZM80 129H81V128H80ZM86 129H87V128H86ZM92 129H93V130L95 129V130L92 131V132H95V131L97 132V130H98L97 128H94V127H92ZM96 129H97V130H96ZM123 129H124V128H123ZM225 129H226V128H225ZM68 130H69V129H68ZM102 130H103V129H102ZM186 130H187V128L185 129V131H186ZM201 130H200V133L203 132V131H201ZM205 130H206V131H205ZM226 130H228V128H227ZM226 130L223 131L224 133H222V135L225 134V132H227ZM259 130H260V128H259ZM32 131H33V130H32ZM72 131H74V130H72ZM99 131H100V130H99ZM129 131H131V130H129ZM129 131L127 132V134H129V133L131 134V132H129ZM135 131H136V129L134 130V132H135ZM194 131H195L196 134H194ZM221 131H222V130H221ZM229 131H230V130H229ZM52 132H53V131H52ZM80 132H82V130H81ZM102 132H103V131H102ZM173 132H174L175 135H172ZM180 132H181V130H180ZM204 132H203V133H204ZM211 132H213L214 134H211ZM230 132H232V131H230ZM233 132H234V130H233ZM33 133H34V132H33ZM114 133H115V131H114ZM116 133H117V132H116ZM184 133H185V132H184ZM198 133H199V132H198ZM203 133H202V134H203ZM239 133H241V132H239ZM239 133H238V134H239ZM261 133H262V132H261ZM83 134H84V133H83ZM87 134H88V133H87ZM87 134H86V135H87ZM89 134H90V133H89ZM91 134H92V133H91ZM91 134H90V135H91ZM93 134H94V133H93ZM93 134H92V136H93ZM97 134H98V133L94 134V136L97 135ZM101 134H102V133H101ZM125 134H126V133H125ZM202 134H201V135H202ZM205 134L202 135L203 138L206 136ZM227 134H228V133H227ZM236 134H237V133H236ZM242 134H243V133H242ZM255 134L258 135L259 133H258V134L255 133ZM255 134H254V135H255ZM84 135H85V134H84ZM103 135H104V134H103ZM107 135H108V134H107ZM107 135H106V136H107ZM122 135H123V134H122ZM199 135H200V134H199ZM199 135H198V136H199ZM204 135H205V136H204ZM225 135H226V134H225ZM254 135H253L252 139L256 138ZM81 136H82V134H81ZM81 136H80V137H81ZM109 136H110V134H109ZM125 136H126V135H125ZM128 136H129V135H128ZM131 136H132V134H131ZM133 136H134V135H133ZM223 136H224V135H223ZM78 137H79V136H78ZM95 137H97V136H95ZM107 137H108V136H107ZM196 137H197V136H196ZM196 137H194V138H196ZM207 137H208V136H207ZM209 137L207 138V141H209V140H208V139H210ZM215 137H216V136H214L213 138H215ZM220 137H221V136H220ZM32 138H34V137H32ZM86 138H87V137H86ZM101 138H102V140H103L104 137H101ZM105 138H106V137H105ZM200 138L205 142L204 139H206V137H205L204 139H203L202 137H200ZM211 138H212V137H211ZM213 138H212V139H213ZM239 138H241V137H239ZM242 138H243V139L245 138L244 135L242 136ZM250 138H251V136H250ZM259 138H260V137H259ZM262 138H263V137H262ZM62 139H64V138H62ZM84 139H85V138H84ZM92 139H93V138H92ZM92 139H91V141L93 142ZM110 139H109V141H108V139H107V141H108V142H111ZM113 139H114V141H113ZM226 139H227V138H226ZM226 139H225V140H226ZM236 139H238V138H236ZM236 139H235V140H236ZM246 139H247V138H245L244 140H246ZM33 140H34V139H33ZM37 140H38V139H37ZM72 140H73V139H72ZM100 140H101V139H100ZM118 140H117V141H118ZM190 140H191V139H190ZM194 140H196V139H194ZM198 140H200V139L198 138ZM202 140H200V141H202ZM230 140H231V141H230ZM232 140H233V138H232V137H229V142H231V143H235V144L237 143V141H236V142H235V141L232 142ZM244 140H239V142H238V144H236V146H238V148H239V143L241 144V141H242V143H243V144H242L243 146H244V145H247V144L250 145V144L253 143L254 145H256L255 148L252 149L253 152H257L256 150H257L258 148H262V145L264 144V140H263V141H259L260 139H259L258 141H257V139H255V140H250V139H249L250 141H247V140H246V141H247L246 143L243 142ZM62 141H63V140H62ZM94 141H95V140H94ZM98 141H99V140H98ZM105 141H106V139H105ZM167 141H168V140H166V142H167ZM196 141H197V140H196ZM196 141H195V142H196ZM203 141H202V142H203ZM207 141H206V143H207ZM63 142H64V141H63ZM63 142H62V143H63ZM67 142H68V141H67ZM102 142H103V141H102ZM226 142H227V141H226ZM226 142L223 141L222 143H226ZM229 142H228V146H229ZM58 143H59V142H58ZM90 143H91V142H90ZM98 143H99V142H97V143H95V144H98ZM189 143H190V141H189V142L186 141V144H185V145H187V144L190 145ZM191 143H192V144H195V143H193L192 141H191ZM222 143H221V145H222ZM231 143H230V144H231ZM86 144H87V143H86ZM99 144H101V142H100ZM115 144H114V145H115ZM150 144H149V145H150ZM157 144H156V145H157ZM198 144H199V143L196 142V144L194 145V147H196V145H198ZM200 144H201V143H200ZM202 144L204 145V143H202ZM202 144H201V148L205 149L206 147L204 148V147L202 146ZM102 145H103V147H104L105 144L102 143ZM156 145H155V146H156ZM207 145H208V144H207ZM207 145H206V146H207ZM221 145H220V147L223 146V145H222V146H221ZM225 145H227V144H225ZM254 145H253L252 147H254ZM16 146H17V145H16ZM92 146H94L93 143H92L91 147H92ZM98 146L101 147V145H98ZM98 146H96V147L99 148ZM105 146H106V145H105ZM141 146H139V147L141 148ZM159 146H160V145H159ZM161 146H163V145H161ZM165 146H166V145H165ZM191 146H192V145H190V147H191ZM208 146H210V145H208ZM232 146H233V145H232ZM240 146H241V145H240ZM250 146H251V145H250ZM257 146H259V147H257ZM260 146H261V147H260ZM139 147H138V148H139ZM143 147H144V146H143ZM145 147L147 148V147H148V144H147V146H145ZM149 147H150V146H149ZM157 147H158V145H157ZM157 147H156V149H157ZM183 147H184V146H183ZM188 147H189V146H188ZM188 147H187V148H188ZM192 147H193V146H192ZM199 147H200V145H198V148H199ZM151 148L153 149V148H155V147L153 146V147H151ZM159 148H160V147H159ZM161 148H162V147H161ZM185 148H186V147H185ZM198 148H196V150H195V148H193V149H191L190 151L195 150V152H196V151H198ZM201 148H200V149H201ZM226 148H227V147H226ZM104 149H105V148H104ZM107 149H108V148H107ZM109 149H110V147H109ZM109 149H108V150H109ZM147 149H148V152H150V151H149V148H147ZM188 149H189V148H188ZM219 149H221V148H219ZM242 149H243V147H242ZM263 149H264V147H263ZM88 150H89V149H88ZM99 150H100V149H99ZM136 150H137V149H136ZM144 150H145V149H144ZM177 150L179 151V148H178ZM177 150H176V151H177ZM183 150H184V149H183ZM254 150H255V151H254ZM85 151H86V150H85ZM133 151H132V152H133ZM139 151H140V149H139ZM142 151H143V150H142ZM142 151H141V152H142ZM146 151H147V150H146ZM153 151H154V150H153ZM162 151H163V150H162ZM176 151H175L174 153H176ZM178 151H177V152H178ZM200 151H201V152H204V150L202 151V149H201ZM86 152H87V151H86ZM86 152H84L85 154L83 155V157H82V155H81L82 158H85L86 156H89V155H88L89 153L87 154ZM108 152H109V151H108ZM143 152H144V151H143ZM154 152H155V151H154ZM198 152H199V151H198ZM201 152H200V154H201ZM217 152H218V151H217ZM230 152H231V151H230ZM230 152H229V155H228V156H230V154H231L233 151H232L231 153H230ZM130 153H131V152H130ZM136 153H137V154H136ZM136 153H135V154H136V156H137V155H138V152H136ZM159 153H160V152H159ZM204 153H207V152L205 151ZM44 154H45V153H44ZM86 154H87V155H86ZM123 154H124V153H123ZM127 154H128V155H127ZM139 154H140V153H139ZM142 154H143V157H142V159H143V158L145 157L144 155L147 154V153H145V154H144V153H141V155H142ZM165 154H166V155H165ZM176 154L179 155V153H176ZM186 154H187V151H186ZM188 154H189V153H188ZM190 154H191V152H190ZM208 154H209V153H208ZM216 154H218V153H215V155H212V156L219 157V156H220L219 154H221V152H219V154H218L219 156H217ZM223 154H224V156H227V155H225V152L222 153L221 155H223ZM226 154H227V153H226ZM254 154H256V153H253V158H254ZM59 155H60V154H59ZM85 155H86V156H85ZM91 155H92V153H91ZM104 155H105V153H104ZM104 155H103V156H104ZM118 155H117V156H118ZM131 155H132V154H131ZM193 155H194V152H193L192 155H190V156H193ZM232 155H233V154H232ZM241 155H242V154H241ZM243 155H244V154H243ZM248 155H249V154H248ZM84 156H85V157H84ZM101 156H102V155H101ZM133 156H134V155H133ZM149 156H150V153H149V155H147L146 157H149ZM155 156H156V154H155ZM159 156H160V155H159ZM169 156H170V155H169ZM173 156H174L173 158L176 159V158H175L176 155L173 154ZM194 156H198V155H194ZM212 156H211V157H212ZM228 156H227V157H228ZM233 156H234V155H233ZM239 156H240V155H239ZM244 156L247 158L246 155H244ZM244 156H243V157H244ZM251 156H252V154H251ZM256 156H257V155H256ZM258 156H259V155H258ZM76 157H77V156H76ZM89 157H90V156H89ZM89 157H88V158H89ZM129 157H131V156H129ZM137 157H138V156H137ZM139 157H140V155H139ZM139 157H138V158H139ZM157 157H158V155H157ZM178 157H179V156H177V158H178ZM185 157H186V156H185ZM199 157H200V156H199ZM202 157H203V156H202ZM202 157H201V158H202ZM220 157L222 158V156H220ZM245 157H244V159H246ZM262 157H263V161H264V156H262ZM77 158H78V157H77ZM90 158H91V157H90ZM131 158H132V157H131ZM179 158H180V157H179ZM191 158H192V157H191ZM194 158H196V157H193L192 159H194ZM230 158H231V157H230ZM230 158H229V159H230ZM233 158H235L234 161L238 159V158H236V156H235V157H232V160H233ZM240 158H242V157H240ZM240 158H239V159H240ZM248 158H249V157H248ZM253 158H252V159H253ZM93 159H94L95 161L97 160V159H95V158H93ZM156 159H157V158H156ZM156 159H155V161H156ZM161 159H159V161L156 162V163L154 164V166H155L157 163H159ZM170 159H172V158H170ZM174 159H173V160H174ZM180 159H181V158H180ZM184 159H186V158H184ZM192 159H191V160H192ZM207 159H208V158H207ZM207 159L204 158V161H203V160H202V161L208 163V160H207ZM214 159H215V158H214ZM229 159H228L229 162H226V163H230V160H229ZM244 159H240V160H244ZM258 159H259V158H258ZM57 160H58V159H57ZM77 160H79V159H77ZM81 160H83V159H81ZM88 160H89V159H88ZM94 160H93V161H94ZM157 160H158V159H157ZM168 160H169V158H168ZM198 160H199V158H198ZM205 160H207V161H205ZM219 160L221 161V160H223V159H219ZM85 161H86V160H85ZM99 161H100V160H99ZM101 161H102V160H101ZM126 161H127V160H126ZM126 161H125V162H126ZM130 161H131V159H130ZM137 161H139V159H138ZM153 161H154V160H153ZM175 161H176V160H174V162H175ZM186 161H188V160H186ZM186 161H185V162H186ZM192 161H193V160H192ZM195 161L197 162V160H195ZM250 161H251V160H250ZM75 162H76V160H75ZM97 162H98V161H96L95 163H97ZM127 162H129V159H128ZM132 162H133V161H132ZM132 162H131V163H132ZM134 162H135V161H134ZM134 162H133V165H134ZM143 162H144V161H143ZM150 162H152V161H150ZM172 162H173V161H172ZM177 162H178V160L176 161V163H177ZM203 162H202V163H203ZM223 162H225V161H223ZM223 162H222V163H223ZM231 162H232V161H231ZM241 162H242V161H240V163H241ZM244 162H245V160H244ZM259 162H260V161H259ZM72 163H74V162L72 161ZM85 163H87V162H85ZM85 163H83V164H84L83 166H85ZM95 163H94V164H95ZM107 163H106V164H107ZM118 163H119V164H118ZM123 163H124V161H123ZM138 163H141V162L139 161ZM146 163H147V162H146ZM162 163H163V162H162ZM176 163H175V164H176ZM179 163H182V159H181V161H180ZM179 163H178V164H179ZM219 163H220V162H219ZM242 163H243V162H242ZM260 163H262V162H260ZM65 164H66V163H65ZM65 164H64V166H67V165H65ZM74 164H76V163H74ZM74 164H70L71 167H72ZM79 164L82 165V163H80V161H79ZM79 164H78V165H79ZM89 164H90V163L88 162V165H89ZM97 164H98V163H97ZM149 164L151 165V163H149ZM175 164H174V166L176 167L177 164H176V165H175ZM197 164H198V163H197ZM200 164H201V162H200ZM200 164H199V165H200ZM203 164H204V163H203ZM208 164H209V163H208ZM208 164H207V165H208ZM212 164H213V162L211 161V165H212ZM217 164H218V162H217ZM217 164L215 163V165H217ZM9 165H11V164H9ZM68 165H69V164H68ZM70 165H69V166H70ZM86 165H87V164H86ZM88 165H87V166H88ZM92 165H93V164H91V165H89V166H92ZM102 165H101V166H102ZM116 165H117V166H116ZM126 165H127V164H126ZM129 165H131V164H129ZM179 165H181V164H179ZM179 165H178V166H179ZM187 165H188V164H187ZM195 165H196V164H195ZM201 165H202V164H201ZM201 165H200V168L202 167V168H201L202 170L200 169V170H201V173H200V174H204V173H203V172H204V171H203V170H204V167L201 166ZM205 165H206V163H205ZM207 165H206V166H207ZM211 165H209L210 168H211ZM213 165H214V164H213ZM215 165H214V166H215ZM69 166H68V168L70 169L71 167H69ZM76 166H77V165H76ZM83 166H77V168H78V167H79V168L82 167V169H83V168H84ZM95 166H96V165H94V167H95ZM97 166L99 167L100 165L98 164ZM171 166H172V165H171ZM178 166H177V167H178ZM191 166L193 167L194 165L191 164ZM197 166H198V165H197ZM217 166H218V165H217ZM125 167H126V166L124 165L123 168H125ZM131 167H132V166H131ZM131 167H130V168H131ZM135 167H138V166H135ZM149 167H150V166H149ZM181 167H182V166H181ZM192 167H191V169H192ZM195 167H196V166H195ZM72 168H73V170H74V169H77L76 167H75V168L72 167ZM79 168H78L77 172L79 171ZM90 168H91V167H90ZM90 168H89V169H86V170H91ZM123 168H122V171L124 170ZM128 168H129V167H127V169H128ZM132 168H133V167H132ZM132 168H131L130 170H133ZM183 168H184V166H183ZM183 168H182V169H181V168H180V169L177 168V169H179V170L181 171V170H183ZM197 168H199V167H197ZM212 168H213V166H212ZM69 169H68V170H69ZM82 169H81V170H82ZM95 169H96V167H95ZM98 169H99V170H102V171L105 170V169H104V170H103V169H100V167H99ZM177 169H175V170H177ZM185 169H186V168H185ZM185 169H184V170H185ZM259 169H260V168H259ZM73 170H72V171H73ZM81 170H80V172L82 173ZM84 170H85V169H84ZM114 170H113V171H114ZM120 170H121V169H120ZM135 170H136V169H135ZM122 171H121V173H122ZM180 171H177V172H180ZM186 171L189 172V170H186ZM197 171H198V169H197ZM202 171H203V172H202ZM57 172H58V171H57ZM77 172H76V174H77ZM83 172H84V171H83ZM107 172H108V171H107ZM129 172H130V171H129ZM129 172H128V173H129ZM132 172H133V171H132ZM132 172H131V173H132ZM138 172H139V170H138ZM138 172H137V173H138ZM205 172L207 173L208 171H205ZM111 173H112V172L110 171V175H112ZM116 173H118V171H117ZM116 173L114 172V174H116ZM125 173H126V172H124V174H125ZM134 173H136V171H135ZM206 173H205V174H206ZM58 174H59V173H58ZM79 174H80V173H79ZM82 174H83V173H82ZM92 174H93V173H92ZM191 174H193V172H192ZM194 174H195V172H194ZM60 175H61V174H60ZM62 175H63V174H62ZM69 175H70V174H69ZM74 175H75V174H74ZM89 175H90V174H89ZM99 175H100V174H99ZM99 175H98V176H99ZM108 175H109V174H108ZM108 175H107V178H108ZM110 175H109V176H110ZM116 175H117V174H116ZM119 175H120V173H119ZM121 175H122V174H121ZM136 175L140 176L139 174H136ZM82 176H83V178H81V179H84L85 174H83ZM86 176H87V175H86ZM90 176H91V175H90ZM92 176H93V175H92ZM96 176H97L96 174H94V176H93V177H95V180H97L96 178L98 177V176H97V177H96ZM102 176H104V175H102ZM138 176H137V177H138ZM142 176H143V174H142ZM179 176H180V175H179ZM181 176H183V172H182V175H181ZM181 176H180V177H181ZM192 176H193V175H192ZM194 176H195V175H194ZM203 176H204V175H202V177H203ZM93 177H92V178H93ZM184 177H185V176H184ZM198 177H199V176H198ZM206 177H207V176H206ZM69 178H70V177H69ZM75 178L77 179V182H76V181H75V182L78 183L79 175H78V178H77V177H75ZM85 178H88V176L85 177ZM103 178H105V177H103ZM139 178H141V177H139ZM178 178H179V177H178ZM185 178H186V177H185ZM188 178H189V177H187V179H188ZM64 179H65V178H64ZM71 179H72V180H71V183H72V185H73L74 180H76V179H74V178H71ZM73 179H74V180H73ZM93 179H94V178H93ZM93 179H92V180H93ZM105 179H106V178H105ZM110 179H111V178H110ZM110 179H109V180H110ZM179 179H181V178H179ZM187 179H186V180H187ZM85 180H86V179H85ZM85 180H83V181H84L83 184H82V183H80V184H82V185L84 186V184H85ZM89 180H90V179H89ZM112 180H113V179H112ZM174 180H175V179H174ZM191 180H192V179H191ZM69 181H70V180H68V182H69ZM80 181H81V180H80ZM80 181H79V182H80ZM83 181H82V182H83ZM97 181H98V180H97ZM97 181H96V183H97ZM101 181H102V179H101ZM110 181H111V180H110ZM115 181H116V180H115ZM179 181H181V180H179ZM187 181H188V180H187ZM66 182H67V181H66ZM93 182H94V181H93ZM93 182H92V184H93ZM98 182H99L98 184H99V186H100L101 182H100V181H98ZM103 182H104V179H103ZM105 182H107V180H106ZM175 182H176V181H175ZM54 183H55V182H54ZM76 183H74V186L72 187V189H70L71 187L68 186L69 190H71L70 192L67 191V190H68L67 187H66L67 190L64 188L67 192L70 193V194H69V193H68V194L71 195V196H72V194H71L72 191L75 190L74 188H75V184H76ZM86 183L89 184L90 181L88 182V181L86 180ZM170 183H171V182H170ZM179 183H180V182H179ZM181 183H182V182H181ZM78 184H79V183H78ZM78 184H77V185H78ZM94 184H95V183H94ZM125 184H126V183H125ZM65 185L67 186V184L64 183V186H65ZM68 185H71V184L69 183ZM77 185H76L77 189H81V188H78V186H79V187H81V186H80V185L77 186ZM89 185H91V183H90ZM89 185H88V186H89ZM170 185H171V184H170ZM179 185H181V184H179ZM62 186H63V184H62ZM62 186H61V187H62ZM83 186H82V189H85V188H83ZM94 186H95V185H94ZM121 186H122V184H121ZM61 187H60V188H61ZM85 187H87V185H85ZM101 187H102V186H101ZM168 187H169V186H168ZM180 187H181V186H180ZM89 188H90V190H92L91 187H89ZM62 189H63V187H62ZM62 189H61V190H62ZM95 189L98 190L96 187H95ZM99 189H100V188H99ZM167 189H168V188H167ZM87 190L90 191L88 188H87ZM93 190H94V188H93ZM93 190H92V191H93ZM76 191H79V190H76ZM83 191H84V192H83L84 194H85V192H87L86 189L83 190ZM94 191H95V190H94ZM94 191H93V192H94ZM98 191H99V190H98ZM63 192H65V191H63ZM63 192H62V193H63ZM79 192L81 193V191H79ZM158 192H159V191H158ZM173 192H174V191H173ZM28 193H29V192H28ZM57 193H58V191H57ZM59 193H61V192H59ZM59 193H58L57 195H59ZM62 193H61V194H62ZM74 193H76V192L74 191ZM76 194H79V193H76ZM76 194H75V196H76ZM88 194H90V193L88 192ZM88 194H87V195H88ZM99 194H100V193H99ZM99 194H98V195H99ZM81 195H82V194H81ZM81 195H80V197H82V196L84 197V195H82V196H81ZM92 195H94V194H92ZM77 196H78V195H77ZM85 196H86V195H85ZM95 196H96V194H95ZM179 196H180V195H179ZM27 197H28V196H27ZM54 197H55V196H54ZM59 197H60V196H59ZM80 197H79V198H80ZM83 197H82V198H83ZM88 197H90L91 200H95V199H93V196H91V195H90V196H87V199H88ZM91 197H92V198H91ZM49 198H50V197H49ZM73 198H74V197H73ZM73 198H72V199H73ZM79 198H78V199H79ZM94 198H95V197H94ZM96 198H97V197H96ZM106 198H107V197H105V199H106ZM120 198H121V195H120ZM26 199H27V198H26ZM31 199H32V198H31ZM47 199H48V198H47ZM50 199H51V198H50ZM52 199H53V197H52ZM87 199L85 198V201H86ZM118 199H119V198H118ZM53 200H54V199H53ZM59 200L61 201L60 198H59ZM80 200H83V199H80ZM80 200H79V202H80ZM99 200L101 201L102 199H99ZM99 200H98V202L100 203ZM103 200H104V199H103ZM107 200H108V198H107ZM20 201H21V200H20ZM49 201L51 202L52 200H49ZM89 201H90V200H89ZM95 201L97 202V200H95ZM109 201L111 202V200H109ZM115 201H116V200H115ZM239 201H240V200H239ZM37 202H39V201L37 200ZM37 202H35V203L38 204ZM73 202H75V201H73ZM73 202H72V203H73ZM81 202H82V201H81ZM83 202H84V200H83ZM90 202H91V201H90ZM90 202H89V203H90ZM96 202H94V203H96ZM18 203H19V202H18ZM39 203H41V202H39ZM42 203H43V202H42ZM46 203H48V202H46ZM52 203H54V201L51 202V204H52ZM87 203H88V201H87ZM89 203H88V204H89ZM102 203H103V205H104V202H102ZM113 203H114V202H113ZM113 203H112V204H113ZM27 204H28V203H27ZM36 204H35V205H36ZM44 204H45V200H44L43 205H44ZM49 204H50V203H49ZM74 204H75V203H74ZM88 204H86L87 207H88ZM90 204L93 205L92 202H91ZM90 204H89V205H90ZM106 204H107V203H106ZM106 204H105V205H106ZM109 204H110V203H109ZM109 204H108V206H109ZM39 205H41V204H39ZM76 205H77V203H76ZM76 205H75V206L73 205V206L76 207ZM94 205H96V204H94ZM94 205H93V206H94ZM48 206H49V205H48ZM66 206H67V205H66ZM97 206H98V205H97ZM114 206H115V205H114ZM39 207H40V206H39ZM41 207H43V206H41ZM45 207H47V206L45 205ZM84 207H85V206H84ZM91 207H92V206H91ZM112 207H113V206H111L110 209H111ZM224 207H225V206H224ZM260 207H261V206H260ZM35 208H36V207H35ZM82 208H83V207H82ZM92 208H94V207H92ZM92 208H91V209H92ZM99 208H100V207H95V210L97 211ZM102 208H103V207H102ZM106 208H107V207H106ZM44 209H45V208H44ZM84 209H85V208H84ZM88 210H89V208H88ZM107 210H108V209H107ZM52 211H53V209H52ZM89 211H90V210H89ZM90 212H91V211H90ZM92 212H93V210H92ZM94 212H95V211H94ZM232 212H233V211H232ZM107 213H108V212H107ZM107 213H105V214H107ZM24 214H25V213H24ZM34 214H35V213H34ZM83 214H84V213H83ZM85 214H86V213H85ZM93 214H94V213H93ZM100 214H101V213H100ZM21 215H22V214H21ZM27 215H28V214H27ZM90 215H91V214H90ZM11 216H12V214H11ZM84 216H85V215H84ZM86 216H87V215H86ZM86 216H85V217H86ZM93 216H94V215H93ZM93 216H92V217H93ZM97 216H98V215H97ZM108 216H109V214H108ZM28 217H29V216H28ZM37 217H38V216H37ZM253 217H254V216H253ZM32 218H33V217H32ZM34 218H35V217H34ZM90 218H91V217H90ZM97 218H98V217H97ZM99 218H100V217H99ZM99 218H98V220H99ZM102 218H103V216H102ZM83 219H84V218H83ZM95 219H96V218H95ZM12 220H13V218H12ZM12 220H11V221H12ZM35 220H36V218H35ZM100 220H101V219H100ZM102 220H105V221H106L107 219L104 218V219H102ZM102 220H101V222H102ZM28 221H29V219H28ZM88 221H90V220L88 219L86 223H90V222H88ZM92 221H93V220H92ZM92 221H91V222H92ZM105 221L103 222V224L105 223ZM29 222H30V221H29ZM98 222H99V221H98ZM101 222H99V223H101ZM23 223H24V222H23ZM19 224H20V223H19ZM81 224H82V222H81ZM105 224H106V223H105ZM15 225H16V224H15ZM24 225H25V224H24ZM83 225H84V224H83ZM86 225H87V224H86ZM101 225H102V224H100L99 226H101ZM17 226H19V225H17ZM21 226L24 227L23 225H21ZM21 226H20V227H21ZM34 227H35V226H34ZM89 227H90V226H89ZM91 227H92V226H91ZM95 227H97V228H94V227H92V228H93V229H96V230H97V229L101 230L100 227L98 228V226H96V225H95ZM84 228H85V227H84ZM87 228H88V227H87ZM103 228H104V227H103ZM103 228H102V229H103ZM22 229H23V228H22ZM91 230H92V229H91ZM92 231H94V230H92ZM99 232H100V231H99ZM101 232H102V231H101ZM115 233H116V232H115ZM234 233H235V232H234ZM95 234H96V233H95ZM77 235H78V234H77ZM89 235H90V234H89ZM91 235H92V234H91ZM38 237H39V236H38ZM93 237H95V236H93ZM107 237H108V236H107ZM116 237H117V236H116ZM42 238H43V237H42ZM86 238H87V237H86ZM110 238H111V237H110ZM112 238H113V237H112ZM108 239H109V238H108ZM105 240H106V239H105ZM112 240H113V239H112ZM114 240H115V239H114ZM102 241H103V239L101 240V242H102ZM115 241H116V240H115ZM101 242H98V243L101 244ZM111 242H113V241H111ZM111 242H110V243H111ZM71 243H72V242H71ZM103 243H104V241H103ZM103 243L101 244L102 247H103V245H104ZM108 243H109V240H108ZM108 243H106V244H108ZM106 244H105V247L107 246ZM58 245H59V244H58ZM92 245H93V244H92ZM98 245H99V244H98ZM101 245H100V249H101ZM35 247H36V245H35ZM98 248H99V247H98ZM103 249H104V247H103L102 250H101L102 252H103ZM79 251H80V250H79ZM35 252H36V251H35ZM49 253H50V252H49ZM44 255H45V254H44ZM50 255H51V253H50ZM43 257H44V256H43ZM14 258H15V257H14ZM51 258H52V257H51ZM54 258H55V257H54ZM44 259H45V258H44ZM48 259H49V257H48ZM103 259H104V258H103ZM17 261H18V260H17ZM60 261H61V260H60ZM51 262H53V261L51 260ZM60 264H61V263H60Z\"/></svg>", "mask_w": 264, "mask_h": 264}, {"label": "built area", "instance_id": "2783aa9c", "mask_svg": "<svg viewBox=\"0 0 264 264\" xmlns=\"http://www.w3.org/2000/svg\"><path fill=\"white\" fill-rule=\"evenodd\" d=\"M259 258L261 259V262L264 264V252H262V254L259 256Z\"/></svg>", "mask_w": 264, "mask_h": 264}]
</instances>
